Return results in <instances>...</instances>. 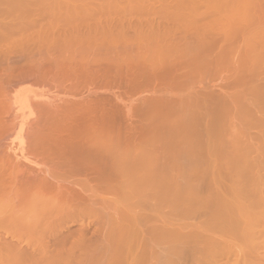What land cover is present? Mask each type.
<instances>
[{
    "label": "bare ground",
    "instance_id": "6f19581e",
    "mask_svg": "<svg viewBox=\"0 0 264 264\" xmlns=\"http://www.w3.org/2000/svg\"><path fill=\"white\" fill-rule=\"evenodd\" d=\"M122 1H124V0H121V2ZM127 1L128 0H125L126 3L124 4V2H123V4H121L122 7L119 6L123 12H124V10H126V11L129 9L132 10L133 7L138 8V6L140 5V4L137 6L135 5L131 8L132 5L129 3L130 1H128V2ZM149 1L151 2L152 0H149ZM159 1H161V0H159ZM162 1H164V0H162ZM173 1L174 0H172V1L170 0V3ZM176 1L178 4V0H176ZM183 1L184 0H181V2L179 1L180 2L179 5L182 6ZM188 1H184V2L188 3V6H186L187 4L185 6L189 8L190 7L189 4H191V8L186 9V8H184V5L182 6V8L185 9L184 11L189 10L191 13L193 6H194V8H196L195 7L196 5H192V3H191L194 0L191 2L190 1L188 2ZM195 1H197V0H195ZM213 1H215V3ZM213 1L210 0V2H211L210 6H212L213 8L215 6L218 7V5H220L218 8H222V7L226 6L225 10H226V8H228V11H226L228 13H230L231 7L234 6V7H232L234 9V11L232 9L231 13L232 12L235 13V20H237L236 17L239 16L240 20H238L237 25L241 20L244 19V21H245V18H246V16H245V18L242 19L241 15L238 13V11L242 12V16H243V14H244L243 12L246 11L245 10L246 7L251 5V6H249L251 8L253 5H256V3H257L256 2L255 4L252 5V2L254 3L255 1H252V0H250V1L249 0H247V1H245V0L244 1L243 0H236V1L235 0H229L228 4L231 5V3H232V5L230 7H228L229 6L227 4L228 0H226L225 3H223L225 0H223V1L221 0L223 4L220 3V0H219L220 4L218 3L217 0H213ZM230 1H232V2H230ZM238 1L241 4L238 3ZM241 1H243L244 3L242 4ZM257 1H260V0H257ZM54 2L59 3L58 4L59 6ZM98 2H100L99 4L102 3L108 12V10H109L108 8H110V5L111 4H112V6L115 5L117 0H0V40H2V38H3L4 42L5 41L7 42L8 40L11 41L10 38H12L14 35H15L14 38L16 37V35H18V37H19V31H20V33L21 32L24 33L25 27H28V26H29V29H31V31L33 30V32H35L33 34H36V37H37V31H38L39 34L41 33V36L45 35V37L48 39L47 35L48 36L53 35V33L50 34V32L51 31L54 32V30H56L55 28H57V30H58L59 29L58 26H60V25H61V28L62 27L65 28V26L69 25L68 26L69 29L67 28V30H66V28H65V30H64L66 32L68 31L67 34L70 32L69 39L68 40L64 39V41L61 39L60 40L57 39V42L59 41L61 43L60 45L57 43V46H61L63 44L64 45L67 44L69 46L65 49H70L69 52H72L70 55L67 53L69 57L66 55L68 57V59L70 60V62L71 61L73 62L74 58L76 60L77 57H79L78 61L79 62L81 61L80 62L81 66L79 69H81V70L78 71L77 70L78 68L76 70L75 69H73V70L77 73L78 79L79 78H80V80L82 79L81 81H83V83H84V81H86L84 84L88 83L87 85L91 86L88 89L87 95H89L91 93V95L93 97L94 94L98 93V92L96 93V91H101V87H103V86H105V88L103 87L102 90L105 89L104 90L105 93H107L108 91H109V94L112 93L113 94V95L111 94L112 97L114 95H118V94H116V92L119 93V96H117L116 99L114 98L115 96L113 97V99H111L112 97L110 98V95H108L109 97H105L106 95L103 94L104 92L101 91V93L105 96H103V95L101 96V93L99 92L101 98L97 95L96 96L99 97L100 99H98L97 97H93L94 99L97 98L98 100H93L90 95H89V97L92 100H88L87 99L88 96L86 97V95H85L87 102L85 100H83V98H82V100L85 102L83 103V101L81 100V101H79V102H81V104H76L77 101L74 100L75 102H72V100H73L72 99L71 103L72 104L74 103L76 105L70 104V105H72V106H70L69 105L70 102L68 100L69 103L66 104L68 106L63 107L62 106L63 104L60 105L61 110L57 109L58 111L54 110V112H51V110H50V113L47 112L48 115H47V113L43 112L48 116L47 117L45 115V117H47V118H45L46 120L43 119L45 121V123L43 122L44 124H42V125L39 124L41 126L39 128L37 127L38 128L37 130L33 129L34 131L36 130L34 133H32L30 130H27L26 131L27 133H28V131H30L32 133V135L28 134V136H32V138H30L29 141L24 142V143L29 142V148H31L32 151H34L36 156H40L42 158L40 160V163H38V162L36 163V162H34V160L33 161L29 160L28 157L26 156L27 154L24 155L26 152L23 153L24 152L23 150L26 148H23L22 147L23 145H21L22 144L21 140H23V139L20 136L21 131H22V129H20V128L22 127V125H24L23 123H25V122L22 123V121H24L25 119L19 123L20 127L16 126L17 128H19L21 130V131L18 130L20 132V134L19 133L18 134L21 138V140L19 141V144H15V146H13V145L8 146V149L6 148L7 151H5L6 153L4 152V149H0V150H3V152H4V153L0 152V264H52L54 261H55L54 263L58 264L56 261H58L57 258H59V256L61 254H62L61 256L65 255V254H72V256H73L74 249L77 248V246L81 247V244L78 245V242L79 241L81 242L82 241L81 239L86 241V239H84V237L88 238V236H87L88 232L86 234L85 230L86 231L90 230V229H87V227H88V224L93 221L92 220L93 217L95 219L96 218H98V219L99 218H101V219L105 218L104 219L105 221L103 219H102L103 221L102 220L98 221V219H96L97 221L95 220V222H97V225L92 222L93 223L92 225H95L94 227L96 229H97V227H100V228H98V230H100L99 235L101 238L99 237L100 238L99 242H97L99 239L98 237H97V239H95L97 241L92 240L93 242H95L97 244V249L95 247L89 246L87 244L89 246V247L87 246L88 250H89V248L90 249L93 248V251L95 252V254L91 253L93 251L90 252L93 255H91L87 251V249L85 247L86 245L84 246L85 249H83V247H82L81 251L84 250V253H85V251H87L86 254H90L91 256L84 254L83 257L80 256V258H83L82 260L78 259L79 262L83 261V260L85 261L86 256H89V258H87V259L91 260V262L93 261V264H95V263L97 264V262H98V264H140V263L143 264V262H147V261H145V259H143V258L141 259V257H143L144 255L147 256L148 259L149 258L151 259L153 257L155 258V256L158 255V254H156L158 252L157 251L155 252L154 248L150 247V245L154 244L153 242L156 241L157 236L159 234L160 235L162 234L161 237L163 238V236L166 237V235H168V234H169L168 236H170V233L165 232V231L161 232V229L163 228V226L161 225L162 228L160 227L159 229H157V226L155 225V223H153L154 220L153 221L149 220V221H152V223L154 224V226L156 227L157 230L154 227H152L151 226L152 224L150 223L151 225L148 226L150 228L148 230L150 234L149 233L147 234V231H146L144 233V236H145V234H147V235H146V237H144L142 234L144 231H141V227H143L144 225L141 224L140 221H142V219H143L144 221H142V223L144 222V224H145V218H142V217H144L146 215V213H139V212H138V214L135 213V212H137L136 207H138V208L144 207V209H146V210H144L142 208L143 211H149L150 212V210H152V212H156V214H158L157 212H159V210L161 208L169 207L171 212L176 215V217L174 215V218L178 219L180 217L179 218L180 220L182 219L181 217H183V216H188V215L193 216L196 214V217L198 219L199 216L203 215V217L206 220L203 219L202 222L205 221V222H203V224L205 223L204 226H207V227L202 228L199 231H196V232H199V234H201L200 231H202L203 232L202 234H204V231L206 228H209V229L214 228V230L216 231V229H217L218 232L221 230V232H219V233H221V236L224 234L228 237H232L233 235L234 236L237 235L235 238H237V237L240 238V236H239V235H241L240 232L242 233V231H243V233H245V230L247 231V229L250 228V229H248L249 231H247V233L250 232L249 234L245 233L246 236H244L242 233L243 236L242 235L241 236L244 237L246 240H248L250 238V240H248V241L250 243L253 242L261 233L259 231L258 235H257L256 234L257 231L255 230V227L251 228V226H254V225L259 226V224H260L263 226L262 228L264 229V194H263L264 191L262 190L264 187V186H262L263 185L262 183L264 182V180H261L262 177H264L263 176L264 171L262 172V177H261V174H259V170H258L261 167H264V161H263L264 160V137L259 135L260 137L258 136L256 138V140H259L260 145L257 144L256 142H255L256 143L255 144V143L250 142V141L244 142L246 140L241 141V139H239V138H241L244 134H239V133L233 134L234 128L232 126L233 125L232 122H235V120L238 119L237 120L238 122L242 121L241 123L244 122L250 127H253V126L257 127L260 129L261 133H264V116H263V118H260V116H261L260 115L259 116L260 119L259 118L255 119L256 116L255 117L252 116L253 110L255 108H258L259 111H260V109H263L261 111L264 112V76H263L264 70L260 71V68L259 69L257 68L258 62L260 63V66L263 65V64H261L262 60L264 63V50H263L264 49V44H263L264 41H262L261 39H258V41L256 42V39L254 40V39H252V37H251V39L247 37L248 42H247V40H246V42L248 44L250 41L251 42L254 41L253 42L254 44L252 43V45H255L254 46L255 48L252 46H251V48H254L255 50L253 49V51L251 52L252 55H251L250 60L248 59L249 55L246 58L243 56V62H244V60H247V59H248V62H247L248 64H251V63H249V61L250 62H253V61L257 62L258 61V62L255 65L252 64V65H254L253 68H251L252 65H249V68L246 67L247 65L242 66L241 64H243V63L240 64L242 67L240 65H237V66H239L237 68L234 66V68L236 69L235 70L236 73H235V71H234V73H235L236 78H238V79L235 81L237 86L235 85V87L234 86L233 87L236 90L238 89V91L235 90V92L232 94L227 93V97L222 95L223 97L221 98V97H219L221 95L218 96V94L209 90V88L207 87L209 85H207V86L199 85L200 82L203 81V80H200V78H201L200 77L199 79L196 78V80L198 79L200 81L199 84L197 85L198 88L195 90L193 88V90L191 89V91L187 92L188 86L190 84H191L190 87L194 85V84H192L193 83L192 81L194 79L193 80L188 79L189 78L188 75L191 76L192 75L191 73L194 74V72H195L193 69H191V71L193 70L194 72L193 71L191 72L189 70V67H190L189 64L194 63V64H197L198 66L201 65L202 67L206 66V65H209L211 67H215V65H217L220 61H222L224 59V57L226 58V54L232 55V54H230V53H232V51L229 50V47H228L229 52H228V50L226 51L228 53H226L224 49L222 50V47H221V49L219 47L222 45V43L229 42V39L227 38L228 35H226V37L223 39L221 38L220 39L221 41L219 40V43L221 42V45L217 44L218 43L217 41L220 37L219 35H218V39L212 38L213 39V41L211 40L212 45H206L205 44L206 42L204 43V41H205L204 38L206 37L205 35L208 34V32L205 33V31H207V27H208L209 23L211 24L210 29H212V24H213V22L216 21L215 20L216 18H217V22L221 23L223 21L222 18H224V15L226 13L224 11V9L222 8L221 12L218 11V14L216 13L217 17L214 20L212 18V21H213L212 23H211V19H210L209 20L210 22H207L208 23V24L206 23L207 25L205 24V26H207L206 28H205L204 24L201 27L204 17L203 16H197L198 13H196V11H197L196 9L192 11V13L194 12V14L188 13L187 15H185V14H182L184 11H181V7H179L177 9L179 10L181 15L177 14L178 11L176 10L177 11L176 14L174 13V11H171L169 13L172 14V12H173L174 15L172 14L170 16H165V14L167 15V13H166V11H164V13H165V14L163 13L164 17H160L159 16L160 12H159V15H157L158 18L160 17L159 20L160 21L165 20V21H167V23L169 22L170 23V25L168 24L169 27L171 26V24H173L174 28H172V26H171V30H170V28L167 27L168 25H166V23L164 22L166 28H168V29H165V27L163 26L164 30L162 28V31H163V33H162V31L160 29L156 30L154 28H151V24L148 23V28L146 29L147 30L146 33L147 32H149V33L147 34V37H146V33L144 30L145 28L143 29L144 31L142 30V32H141L140 28L142 26H140V24H138L139 27H138V25L135 26V28L137 29V34L134 31V33L132 34L133 35V39H132V37H130V35H131L133 30L132 31L129 30V27H130L129 24H126V25H128V27L126 28L125 32H127L129 30V31H131V33L129 34V36H127V34L124 33V29L126 27V25H124V24L126 22H123V20L122 21L119 20L117 17H116L117 20H115V21L113 20L114 19L113 17H109L110 20H108V18H107V21H108V22L106 21L107 23L102 22L106 25H104V24H103V26L99 25V23L101 24V21H100L99 16L96 17V15L98 13L95 14V13L91 12V10L93 9V5H96ZM132 2H135L137 4L139 2L141 3L140 0H139V2H138V0H134ZM143 2H144V0H143ZM156 2H157V0H156ZM198 2H200V0ZM204 2L206 5L205 7L207 8L210 2H209V0H205ZM235 2L238 4H234ZM246 2H247V4H246ZM128 3L130 4V6L127 5ZM174 3H175V1H174ZM174 3L169 4L170 6H168V8L170 7L171 9L172 8L176 9L175 7H177L178 5L176 3L175 4ZM196 3L197 2H195V4ZM248 3H250V4H248ZM99 4H98V6H99ZM102 4L100 6H102ZM216 4H218V5H216ZM239 4L241 6L244 5V7H245L244 11H243V7H241V9H238V8H240ZM245 4H246V6H245ZM259 4H257V6ZM54 5L55 6L57 5V8H54ZM123 5H124V7H123ZM133 5H134V3H133ZM172 5H173V7H171ZM235 5L238 6L236 9H235ZM90 6H91V10L89 9ZM100 6L99 7L95 6L94 12H95V8L96 9L98 8V12H101L102 10L99 9ZM112 6H111V8H112ZM115 6L116 7H114V11L115 10L118 11V8H117L118 3ZM126 6L129 8L124 9ZM210 6L208 7V11H209V13L210 12L212 13V10L211 11L209 10ZM139 7L142 9L141 5ZM148 7L149 6H147V9H148ZM164 7L166 8L167 6H164ZM164 7H162V9ZM198 7L200 8V6H198ZM144 8L146 9V6H144ZM144 8L142 10H144ZM152 8L153 7L150 8V10H152L151 13H153V11L155 10L154 8L153 9ZM253 8H255V7L251 8L253 11L248 10V11H250V13L247 12L248 13L247 18L252 17V15L254 16L253 13L255 12V10H257V14L255 12L256 15H258V13H259V15L261 14L259 7H258L259 11L257 8H255V10ZM55 9H56V11H55ZM102 9H103V14H104L106 10H104V8H102ZM120 9H119V11H120ZM261 9H262V7H261ZM142 10H140V11H142ZM163 10H165V9H163ZM215 10H216V8H215ZM132 11L134 12V10H132ZM236 11L238 14L236 13ZM262 11H264V6H263ZM86 12H88L89 14H85ZM121 12H120V14H121ZM101 13H99L98 15H100ZM135 13H136V11H135ZM120 14H119V16H120ZM134 14L132 13L133 17H134ZM250 14H251V16H250ZM33 15H35L36 18H35V16L32 18L31 16H33ZM117 15H118V13H117ZM123 16H125V15L123 14ZM219 16H221V22H219L220 21ZM231 16H233V14ZM43 17L46 19H43ZM101 17H102V15H101ZM128 17H129V15H128ZM104 18H103V20H104ZM149 18H150V16H149ZM151 18H152V16H151ZM35 19H36V21H34ZM38 19L43 21V22L45 21V22H44V25L42 22V25L37 30V27H39L37 25L39 23V21L37 22ZM136 19H133L134 23H135ZM97 20H99L98 23H97ZM224 20H226V18ZM227 20L228 21H226V22L224 21V22H225V24L227 23V28H229L228 25H229L230 19L227 18ZM249 20H251V19H249ZM127 21H129V20L127 19ZM157 21L155 20L154 22L156 23ZM257 21H258V19H257ZM242 22H241V24H242ZM28 23H30L32 25H30ZM47 23H48V25H47ZM96 23L99 25V27L97 25L94 26ZM129 23H130V21H129ZM155 23H153V21H152V24H155ZM199 23H201V25L197 26V24H199ZM248 23H249V21H248ZM54 24L58 25V26H56L54 29H53V26H51L53 29L52 30L50 25H54ZM107 24H108V26L110 24V27H108ZM141 24L144 25L143 21L141 22ZM156 24L155 25L157 27L160 26V24H161L160 27H162V22L160 24H159V22ZM223 24L224 23H222L221 26H223ZM233 24H234V22H233ZM83 25L85 26L84 29H86V31L85 30H81V32L78 31L80 29V27L83 29ZM91 25L94 26V28L91 29L90 28ZM149 25H150V27H149ZM190 25L195 26V27L193 26V29L195 30L194 32H193V29L191 28L192 26H190ZM250 25L252 26L251 28H253V25H255V23L253 21H251V23H249V25H248V28L250 27ZM30 26H31V28H30ZM88 26H89V29H91V30H89L90 33L87 31ZM152 26H154V25H152ZM221 26H219V27H221ZM241 26L239 27L238 31L241 30ZM35 27H36V30L34 29ZM42 27L44 28L45 32H43ZM144 27H146V25H144ZM160 27H158V28H160ZM256 27L254 28V32H255V30H256V32L254 33L252 31L253 34L258 35V36L261 34L260 36H264L263 35V33H264L263 28L259 26L258 30H257ZM49 28L51 30H48ZM181 28L183 29V31ZM188 28L191 29L192 34H194L193 36L188 31V30H190ZM227 28L225 26L226 31L228 30ZM260 28H261V30H260ZM28 30L26 32H28ZM57 30L55 32H57ZM249 30H251V29L249 28ZM47 31L49 32V34ZM82 31H84V36H86V38H87L86 32H88L89 36H90V34H92V36H94L96 34V38L93 37L95 41H92L90 43V41L93 39L90 37L91 40H88L89 39V37H88L86 40H84L85 38L82 39L83 40V42H82L79 39V37L82 38V36H80V35H82ZM187 31L189 32V34H187ZM233 31L236 32L235 30H233ZM242 31H244V29H242ZM46 32H47V34H46ZM58 32H59V30H58ZM77 32L81 33V34L79 33V37H78ZM92 32H95V33H92ZM110 32H113V33L115 32V33L113 35ZM138 32H139V34H138ZM143 32L145 33V35H144L145 38H148L150 35V37H152V40H153V41H151L150 39H148L152 43H150L148 47L146 45L147 48L146 47L143 48L142 44L141 45L139 44V42L143 38V34H144ZM98 34H101L102 37L103 36H110V34H111V36H110L111 38L109 39V37L108 38L107 37H105V38L99 37V39H97ZM134 34L136 35V38L134 37ZM237 34L238 33H235L236 38L238 37V36H236ZM28 35H29V33H28ZM28 35H25L27 37V40L25 37L24 41H25V44L27 43V45H30ZM156 35H157V38H156ZM232 35H233V33H232ZM240 35H241V32H240ZM138 36H140L141 38L139 39ZM188 36L190 38L191 37L193 38V39L191 38L193 41L190 39L192 41V42H190V44L186 43V42H184L183 44H179L177 42V41H179V39H177L179 37H181L180 40H182V41L183 40L188 41L189 40ZM212 36H213V34H211V37ZM20 37H21V34H20ZM38 37L40 39V35ZM112 37H113V39H112ZM129 37H130V41H129ZM154 37H155V40H154ZM158 37L160 38V40ZM162 37L164 40L162 39ZM213 37L215 38V36H213ZM254 37L256 38V36H254ZM14 38H12V41L14 40ZM23 38H24V36H22L21 44L23 43V46H24L25 44H24ZM30 38H32V37H30ZM145 38H143V40H144V43L147 44V41L145 40ZM233 38L234 37L232 36L230 41L234 42V44H235V40ZM52 39H51V41L49 39L47 41L52 42ZM135 39H136V41L138 40L137 41L138 44L133 43L135 45V48L137 47L136 50L139 49L138 51H140L142 53L141 50L144 49V52H143V55H144L145 54V48H146L147 52L149 50V56L146 57V59H147V63H146L145 59L143 60V56L141 55L142 59L140 62H145L146 64L143 65L141 63L140 66H138V67H137V64H135L136 70H134V69L131 70L134 62H132V64H131V62L128 60L131 59V57L134 55V53L132 52L133 44L131 46L130 42L131 41L133 42ZM232 39H233V41H232ZM249 39H250V41H249ZM17 40H19V39L16 38L15 42L13 41L14 44L11 42V44L14 45V47L17 44V42H16ZM207 40H210V39L208 38ZM214 40H216L215 42H217V43H215V44H217V46H218L215 49H213ZM259 40H260V43H259ZM30 41H34V40L30 39ZM77 41L79 42V44H77L78 46H76V44H75V43H77ZM121 41H122V43H121ZM40 42H43V41L41 40ZM40 42H39V44H40ZM45 42H46V39L44 40V43ZM54 42H55V39H54ZM1 43L3 44V42H1ZM1 43H0V45H2ZM128 43L130 46V50L133 54L131 57H129V55L126 54V50H125L128 47ZM141 43H143V41ZM201 43H203L204 46L201 45ZM208 43H210V42L208 41ZM247 43H246V45H247ZM255 43L256 44L258 43V45H257L258 48H256ZM33 44L35 45V42ZM73 44H75L76 47L72 46ZM80 44H83V47H80ZM186 44H189V45H186ZM41 45H42V43H41ZM259 45H261L260 48H259ZM26 46H25V50L28 49L30 51V50L35 49L37 47V44L33 49L31 47H30V49L26 48ZM54 46H56V44ZM140 46L142 47L141 50H140V48H141ZM248 46L250 49V44ZM5 47H6V45H5ZM10 48H9V50H10ZM233 48H234V46H233ZM260 49H262V51H261L262 54H260V56L262 55L261 59H260L259 53L257 52V51H260ZM0 51H1V49H0ZM138 51H134L135 56L132 58L134 60L136 57L135 63L137 62V59H138V57L136 55V53ZM248 51L249 50L246 48L245 52L247 53ZM250 51H251V49H250ZM254 51L256 52V54L258 53V56L253 53ZM52 53H53V51L52 52L48 51V54H50V57L52 56ZM73 53H76L78 55L72 56ZM5 54L6 53H4L3 55H5ZM7 54H8V52H7ZM128 54H129V52H128ZM1 55H2V51H1ZM45 55H47V54H45ZM158 55H159V57H158ZM239 55L237 56V54H236L237 57H239ZM90 57H92V58H90ZM144 57H145V55H144ZM155 57L156 58L158 57L159 60H154V59H156ZM57 58L60 60L59 57H57ZM87 58H88V60H87ZM95 58H97L99 61ZM152 58L154 61L152 60ZM139 59H140V57H139ZM240 59H242V58H240ZM83 60L84 61L87 60V65L83 64L84 63ZM56 61H54V62H56ZM78 61L76 60V62H78ZM229 61H231V58ZM236 61H237V59H236ZM3 62H5V60ZM28 62H29V60H28ZM28 62H27V64H29ZM140 62L138 61V64ZM235 62H234V64H235ZM58 63L60 64V62H56V64H58ZM90 64L93 65V67L91 66L92 70H91ZM124 64H126V65L124 66ZM30 65H33V64H30ZM30 65L25 66V67L29 68ZM37 65L40 66L39 64H37ZM77 65L79 67V64H77ZM219 65H220V63H219ZM34 66H35V64H34ZM33 67L32 68L30 67L31 71L34 70ZM73 67L76 68L75 62H74ZM89 67H90V69H89ZM133 67H134V65H133ZM258 67H259V65H258ZM93 68H95V70ZM185 68H187V70ZM190 68H192V67H190ZM197 68H199L198 71L203 70V69L201 70L200 67H196V69ZM216 68H218V67H216ZM23 70H24V68H23ZM204 70H205V68H204ZM25 71H27V69ZM29 71H27V72H29ZM36 71H38V70H36ZM13 72H14V70L11 71L9 74L12 75ZM21 73H22V70H21ZM231 73H232L231 77L233 78L234 77L233 72H231ZM22 74H24V72ZM40 74H41V72H40ZM199 74H201V73H199ZM144 76H145V78H144ZM186 76L188 78L185 81L184 79L186 78ZM260 76H263V77H260ZM7 77H8L7 81H6L5 77L2 79V81H0V86L3 87L6 84V86H4V87H7V85H10V84H7V83H10V81L8 80L9 76H7ZM11 77H13V75L10 76V79H11ZM27 77H26V79H27ZM140 77H143V79H146V78L149 79V77H150L151 80H156V81L160 82V83H158L159 85L154 86V85H150L151 81H149V83H150L149 85L151 88L149 86L148 87L150 88V90L152 89V87H156L155 88L156 90L154 89V92H156V96L159 94V92H157V91H160V90H157V88H160L161 84H162L161 88L163 87L162 89L160 88L161 90H163L164 88L170 89L173 87V85L176 82L179 84V81L183 80L182 82L187 83V80H188L187 87L185 86L186 85L185 83H183V85L185 87L181 86V87H183L182 90H180L181 87H179L181 84L178 85L176 83V86L178 85L177 88L179 87V89H177V88H174V89L177 90L178 94L175 91L176 94L173 95L172 91H174V89L172 88V91H171L172 96L171 97L167 98L169 96V94H168V96L166 95L167 97L165 95H159V96H161V99L152 98V102L154 104L152 106L153 108L149 109V111H150L149 113L159 111V109H160V111L162 109L165 112L163 115L160 116L162 118V119L160 118V120L161 121L163 120L162 122L160 121V123H159V125L161 127L159 126L160 128H157L156 130L153 129L154 130L153 132H152V127L154 128L155 126L152 123H150L151 118H149L150 119L149 121L147 120L149 123L145 122L146 120L144 121L146 124L144 122H142L143 119H145L146 116L149 115L148 112H146L147 108L145 109V112L143 111L144 109H142V107L139 108V106H143V104H145V103L138 105V104L142 103V102H139L137 104L138 105L137 107H135L136 105H134L133 108L137 109V111H135V112H140V110L142 109L140 112L141 114L140 113H136V114H140V116L139 115L138 116L140 118H142V120H140V122L143 123V126L148 125V124L153 125V126L148 125L149 128L151 127L150 129H148L147 126H145L146 128L143 127L142 123H140L141 125L136 124L137 128L140 129V126H142L143 129L145 128L147 130H151V132H152V134L147 132V135L150 134V136H148L146 138V140H144L145 138L143 136V139L141 138V142H140V139L136 140L135 136H132L133 139L135 137L134 140L129 139V137L132 138L131 136H129V135H132L131 134L132 132L134 135H135V133H136V135L138 133V132H136L137 129L135 127H131V125L135 126V123H133L134 121L133 122L128 121V122L133 123V124L129 123V125H130L129 130L131 128H133V130H136L135 132L130 130L131 131V133H130V131L128 130V127L123 125L125 123H122L121 125H119V123H120L119 121H121V119L119 121H117L119 119V118L117 119L118 115L121 116V118L123 117V119H124V117H126L125 115H129L130 113L128 114V111L124 112L122 110L124 108H122L121 105H120V107L117 106L115 103L116 101L119 100V99L117 100V98L121 97L120 95L124 96V94L121 93L122 92L121 90H125V88L128 89V86L131 83L135 84L134 81L139 80ZM192 77L193 76H191V78ZM197 77H199L198 72H197ZM40 79H41V76H40L39 80ZM24 80H25V78H24ZM147 81L148 80H146V82ZM189 81H191L192 83H190ZM3 82L5 83L4 85H3ZM144 82L145 81H143V83ZM152 82L154 83L155 81H152ZM155 83L157 84V82H155ZM194 83H196V81ZM134 84H132V85H134ZM147 84H148V82H147ZM17 85H19V84H17ZM21 85H22V83H21ZM101 85H103V86H101ZM132 85H130L129 89L131 87H134ZM135 86H137V85H135ZM199 86H201V87H199ZM2 87H0V88H2ZM4 87L2 88V90H6V89H4ZM15 87H16V85H15ZM138 87H141V86L139 85ZM8 88L9 87H7V89ZM20 88L22 89V87H20ZM146 88H147V86L142 88V89L145 90ZM134 89L135 88H133V90ZM24 90H26V89H24V88L22 90L17 89L16 92L14 91L15 93L13 94L12 99H10V100H12L11 102L13 103V105L16 104L18 107L20 106L19 107L20 109H21V106H22V108L24 107L23 109H26L25 107L28 106V100L31 97V94H30V97L28 96L29 98L25 99V97H27V96H25V94L27 95V92H24ZM114 90H115V92H114ZM116 90H118V91H116ZM170 90H167V91L169 92ZM184 90H185L186 94H184L185 93ZM164 92L166 93L165 90L163 91V93ZM31 93H32V91H31ZM58 93H60V92H58ZM81 93H82V91H81ZM211 93H213V95H217V97H219L221 99V102H220L221 104H218L220 99H218L217 97H213V98H217V101H216V99H215V101L217 102L218 107L220 108L222 105L224 107V110L221 111L222 115H220V114L218 115V113H217L218 116L217 115L215 116L216 118L218 117V120L216 119L217 120L216 123H214V121H215L214 116L212 114L210 116L211 111L208 110V107L210 109L209 105L211 104V102L208 104V99L213 96V95H211ZM43 94L44 93H42L41 96ZM134 94H136V93H134ZM67 95H70V94H67ZM39 96L40 95L35 96V97L37 98ZM82 97H83V95H82ZM122 97L120 99H123ZM3 98H5V97L3 96ZM67 98H68V96H67ZM75 98H77V97H75ZM213 98H212V100H213ZM7 99L5 98V100H7ZM32 100H35V99H32ZM36 100H39V99H36ZM26 101H27V105H24ZM143 101H145V100H143ZM150 101H151V99H150ZM152 102H150L151 105H152ZM1 103H3V102H1ZM114 103H115V105H114ZM119 103L120 102L118 101L117 104H119ZM122 103H120V104H122ZM134 104H135V102H134ZM122 105H124V104H122ZM145 105H147V104H145ZM29 106L31 107V104ZM64 106H65V104H64ZM114 106H115V108L116 107L117 108L114 109L113 108ZM213 106L215 108V105H213ZM61 107H63V108H61ZM118 108H119V110H118ZM120 108H122V109L120 110ZM133 108H132V110H133ZM32 109L33 108H31V110ZM258 109H257V111H258ZM119 111L121 113L123 112V113H127V114H123L124 116H122L121 113L120 114L118 113ZM16 112H18V111L16 110ZM27 112H28V114L26 113L27 115L26 116L24 115V117L31 116V114L29 115L28 108H27ZM115 112H116V114L118 113L117 117H116V114H114ZM212 112H213V109H212ZM18 113H20V112H18ZM158 113L159 112H156L157 116H158ZM142 114L143 115L145 114V116H142ZM156 114H154V115H156ZM110 115L114 116L113 118L116 117L115 118V119H117L116 123L119 122L118 123V125H119L118 129H116L118 127V125L116 126L114 119H111L110 124H109ZM131 115H134L133 112ZM22 116H23V114H22ZM222 116L224 117L223 120L225 122V126L221 122L222 125L220 123V125H221V127H220L218 121H220L219 119H221ZM43 117H44V115H43ZM127 119H129V118H127ZM127 119H124L123 121L126 122ZM233 119H235V120L232 121ZM43 120H41V121H43ZM113 120H114V123H112ZM152 120L154 123L155 122L157 123V121H154V119H152ZM198 120H199V122H202V123L197 124V123H199ZM1 121H0V123H1ZM80 121H82V122H80ZM16 122H19V121H16ZM21 123H22V125H21ZM161 123H162V125H161ZM78 124H81V125L77 126ZM111 124H112V126L115 125L114 128L112 127L113 129H111ZM246 124H245V126H246ZM16 125H18V124H16ZM82 125L84 128L82 127ZM241 125L244 126L243 124H241ZM8 126H9V124H8ZM245 126H244V128H246ZM6 127H7V125L3 124V122H2V126L0 124V137L4 135L7 128L9 129V127H7V128ZM77 127L80 129L79 131H78ZM122 127H124V129ZM156 127H158V124H156ZM197 127L200 128L202 133H201V131L199 133L198 129L194 130V128H197ZM250 127H248V129L247 128L246 129L249 130ZM81 128L83 130H81ZM231 128H233V130H231ZM238 128H239V126H238ZM244 128L242 127V129L240 128V130H244ZM114 129H116L117 131L116 130L113 131ZM246 129L244 131H246ZM126 130L129 131V134L127 133L128 131H126ZM147 130H144V132H145V133L143 132L144 134L140 133L141 131H143L142 129H141V131L138 130L139 135L137 136V139H138V137L141 136L140 134L146 135ZM193 130L195 133H197V134L199 133V136L196 135L198 137H193V135L191 136V132H193ZM250 130H252V129H250ZM246 132H248V131H246ZM15 133H17V132H15ZM240 135H242V136H240ZM247 135H250V133L248 132ZM15 136H16V134H15ZM244 136L242 137V140L246 137V136L245 137ZM127 137L129 140L127 139ZM247 137L250 138L251 135L247 136ZM13 139H16V137H14ZM27 139H28V137H27ZM128 141L129 142L134 141V142L131 145L129 144L130 145L129 146L127 144ZM16 142H14V143H16ZM10 143H12V142H10ZM30 144H31V146H30ZM3 147H4V145H3ZM27 150H29V149H27ZM30 153L31 152H29V154ZM33 156L34 155L32 154V157ZM261 157H263V159ZM28 163L30 165H28ZM31 164H33V166ZM40 165H47L49 168L46 167V169H44ZM34 166H36V167H34ZM38 166H40V167H38ZM262 169H264V168H262ZM223 179L225 180L226 183L223 182L224 181ZM260 180L263 182L261 183ZM202 183H204V185H205V183H206V185L208 184L207 186H209V188H207L206 185L204 187V185H202ZM204 188H205V190L207 188L208 191L207 190L205 191ZM112 193L116 195V196L113 195V197L114 196L117 197L116 198V204L123 206V209L125 208V210H122V208H121V211H120L119 210L120 206H119V208H117V206H114V204L111 203L112 201H110V200L112 198H109L110 200L107 198L108 194H112ZM97 195L99 196V198L96 197ZM94 197L96 199L98 198L100 201L97 202L98 199L95 200ZM115 197H114V199H115ZM110 203L112 204V206L117 208L118 213H116V214L119 215L118 216L119 218L116 219V217H115V219H113L114 221L111 222V224H110L111 220H109V225H107V223L104 224V225H106V226H103L104 229H105V227L108 229L103 231L101 229V228H103L101 225H103L104 222H108V221H106V219H109L110 217L108 218L107 216H109V214H111V213H113L112 214L113 217L115 215L114 214L115 211L113 212V208L111 207ZM97 204H98V206H100L99 208H101L102 210L101 209L98 210L96 207L94 208V206L95 205L97 206ZM110 207L112 208L111 209L112 211L109 212V214H108V210H110L109 209ZM149 212H148V214H149ZM160 212H162V211H160ZM167 212H168V209H167L166 213ZM200 213H202V214H200ZM141 214H142V217H139V216H141ZM143 214H145V215L143 216ZM148 214H147V216H145L146 218H148ZM164 214H163V217L161 214L162 218H164ZM206 214L208 215V218L205 217V216H207ZM152 215L153 214H151V216ZM158 215H160V214H158ZM85 217H87V218H85ZM154 217L152 216V218H154ZM83 218L85 220L86 219L88 220V218H89L90 222L86 223L87 220L85 221V220H83ZM156 218L157 217H155V219ZM171 218H173V215ZM171 218H169V219L171 220ZM177 219H173V220L175 221ZM160 220L162 221L164 219H159V222H160ZM180 220H178V221L181 222ZM100 221L102 222V224ZM146 221H147V219H146ZM149 221H148V223H149ZM98 222H100L99 223V224H101L100 226L98 225ZM165 222L167 223V220ZM170 222L173 223L172 221H170ZM170 222H168V223H170ZM200 222H201V220H200ZM67 223H69L70 225H71V223H77L79 225V227L76 228L75 230H72L71 229L72 227L69 228V226H68L69 224L67 225ZM84 223H86V229H85ZM139 224H141L140 230H139ZM203 224H200V225L202 226ZM191 226H192V224L190 225V227ZM201 226H199V224H198V228ZM246 226L248 228H246ZM89 227H91V226H89ZM144 227H143V229H144ZM167 228H169V227H167ZM177 228H179V227L176 226V229ZM193 228H195V227H193ZM237 228L238 229L241 228L242 230L240 229V231H239V230H237ZM244 228H246V229H244ZM169 229H171V228H169ZM172 229H173V227H172ZM209 229H207V230L210 232ZM98 230H94V231L97 232ZM162 230H164V229H162ZM192 230L193 229H191L189 231L191 232ZM212 230L213 229H211V231ZM2 231H4V234H7V236L9 235L11 238H14L17 241L16 242L17 244L16 243L3 242L2 239L4 238V236L1 233ZM208 231H206L205 233H207ZM186 232H187V230H186ZM93 233L96 234L95 236L93 235L94 237H92L94 239V238H96V236L98 234L95 232H93ZM171 233H172V231H171ZM182 233H183V231L179 232V235L182 236ZM215 233L211 232V234H215ZM263 233H264V230H263ZM263 233H262V237L264 238ZM92 234H90V235H92ZM176 234H178V233L175 232L174 236ZM211 234L209 233L206 235L208 236ZM184 235L185 234H183V236ZM247 235H248V237L249 236L250 237L248 238ZM174 236H172V237H174ZM181 236L179 238H181ZM186 236H184V237H186ZM172 237L171 238L169 237V239L167 241H170L172 239ZM191 237H189V238H191ZM209 237H212V236H209ZM214 237L211 238V240L217 239ZM252 237H254V238H252ZM92 238H90V239H92ZM142 238H143V240H144V238H147L148 240L146 239V241H142ZM150 238L153 241V242L150 241L152 243L148 242L150 240ZM179 238H178V240H179ZM165 239L166 238L162 239V241L161 240H159V241L162 243H165V242H167ZM186 239H188V236L184 240H186ZM192 239L194 241L193 237H192ZM192 239H188V240L192 241ZM198 239H201V238H198ZM68 240H70V242L71 241L74 242V244L73 245L70 244ZM188 240H186V242H188ZM218 240L220 241V239H218ZM240 240H242V238L238 239L237 242L239 241V243H241ZM66 241H67V244L72 245L71 247L69 246L70 248L67 246L68 250L70 249L69 251L67 250L68 253H66V251H65ZM103 241H105V242H103ZM181 241H182V239H180V243L183 242V241L182 242ZM193 241H192V243H193ZM203 241H201V243H200L201 245H199V246L201 247L203 245V243H204L203 247L205 245L206 246H205V248L201 247V250L198 251V253L201 257L198 255L200 258H197L198 256L196 254H198V253L196 252L195 255L193 254V256H195V257L197 256V257L194 258V260H193V258H192L193 256H192L191 257L192 261L195 262V260H196V264H211V263L216 264V261L219 259L221 260V258H218V257L216 258L217 251L215 249H212L211 247H213V246H209L210 244L207 245L209 243L208 241L205 240V242H207V244H205V242H203ZM213 241L215 242L217 240H213ZM261 241H264V240H261ZM23 242L25 244H27L25 246V248L22 247L23 245L21 246V243H23ZM84 242L82 241L83 245L85 244ZM86 242H88V240ZM160 242H158V240L156 241V243H158V244H160ZM170 242H175V241H170ZM176 242H175V244H176ZM186 242L184 241L183 243H186ZM30 243H32L34 245H32V244L29 245ZM95 243H94V246H96ZM169 243L167 242L168 245H170ZM192 243H191V245H194V243L193 244ZM196 243H199V242H196ZM217 243H213L212 245L219 246L220 248H223L221 246H224V248H225L226 247L225 243H227V242L221 241V243H220L221 246L217 245ZM222 243H224V245ZM261 243H263V242H261ZM148 244H150V245H148ZM175 244L173 243V245L171 244L170 246L167 245L168 246L167 249H166V245H165L164 251H166V254L164 255L165 258L163 257L165 259V261L163 259L164 264H169L170 262H171L170 264H175V261L173 259H175L177 256L179 258L180 255H182L181 253H183V255L181 257H183V256L185 257L187 254L184 252H190V251L192 252V250L196 251V250L192 249V247H194V248L199 247V246H192L191 247V245L189 246L188 244H185L188 246L186 247L184 245V247H186V248L183 249L179 245H175ZM234 244H236V243H234ZM180 245H183V244H180ZM252 245H253V243H252ZM63 246H64V248L62 249ZM158 246L162 247L161 245H158ZM229 246H228V248H229ZM254 246H256L255 243H254ZM67 247H66V249H67ZM79 247H78V249H79ZM155 249L159 250L157 248H155ZM162 249H164V248L162 247ZM232 249H230V250H232ZM63 250L65 251V254L62 253V252H64ZM160 250H159V252H160ZM217 250H219V255L220 254L222 255L223 253H225V252L221 253V251L218 247H217ZM230 250H229V254L232 253V252H230ZM256 250H257V247H256ZM79 251H80V249H79ZM164 251H163V253H165ZM77 252H78V250H76V253ZM256 252H258V251H256ZM262 252H264V251H262ZM262 252H261V254H258L259 252L257 254L263 255ZM79 253L83 254V252H79ZM238 253H240V250L238 251ZM242 253L240 255L242 257H245L242 255ZM246 254H247V252H246ZM74 256H75V254H74ZM172 256H174V257L176 256V257L175 258L173 257V259L170 260V258ZM228 256H226V257H228ZM237 256H235V257H237ZM67 257L65 256L64 258L66 259ZM71 257H69L70 259H68V260L64 259V263L60 262V261L59 262L65 264V261L71 260ZM247 257H249V256H247ZM255 257H256V255L254 256V258ZM53 258H56V260ZM95 258H97V259L95 260ZM178 258H176V260ZM74 259H77V258L75 257ZM187 259H189V258L187 257ZM187 259H183V260L186 261ZM213 259H215V260H213ZM59 260H61V258ZM78 260H75V262L77 261L76 263H78ZM234 260H235V258H234ZM234 260L232 259V261H230V262H233ZM69 262H71V261H69ZM88 262L87 263H84V262L81 263L80 262V263L81 264H83V263L84 264H92V263H88ZM225 262L229 263L228 261H224L223 263H225ZM252 262L253 261H251L250 263H252ZM178 263H179V261H178ZM241 263H243V262H241ZM245 263H246V261H245ZM159 264H160V262H159ZM189 264H191V263H189ZM229 264H231V263H229ZM246 264H249V262ZM262 264H264V263H262Z\"/></svg>",
    "mask_w": 264,
    "mask_h": 264
},
{
    "label": "rangeland",
    "instance_id": "374dc122",
    "mask_svg": "<svg viewBox=\"0 0 264 264\" xmlns=\"http://www.w3.org/2000/svg\"><path fill=\"white\" fill-rule=\"evenodd\" d=\"M119 1V2H118ZM128 1H130L129 3L132 5L131 6V8L133 7V6H137V5H141V7H142V9L144 8V6H146V9L144 8V10H142L139 6H138V8L137 7H133L132 8V10H134V12L131 10V9H129V10H124V12L122 11V9H120V7L119 6H121L122 7V5L121 4H123V2H124V4L126 3L125 2V0L124 1H122L121 2V0H117V2L115 3V5L118 3V6H117V8H118V11H119V9H120V11L118 12V11H114V7H116L115 5H113L112 6V4L110 5V8H108L109 10H108V12H107V10L105 9V7L103 6V4H102V6H100L101 4H99L100 2H98L96 5H93V9L91 10V6L89 7V9L91 10V12H93V13H95V14H99V13H101L100 15H96V17H98L99 16V18H100V21H101V24L99 23V25L100 26H103V24L104 23H102V22H106L107 21V18H108V20H110L109 19V17H113L112 19L115 21V20H117L116 19V17L119 19V20H123V22H126L124 25H126V24H129V30H133L132 31V33H131V31H127V32H125V30H126V28L128 27V25H126V27H125V29H124V33L125 34H127V36H129V34L131 33V35L134 33V31H135V33L137 34V29L135 28V26H137L138 24H140V26H142L141 28H140V30H141V32H142V30L144 29L145 30V33H146V29L148 28V23L149 24H151V28H154V29H156V30H161L162 31V28H163V26L165 27V29H168V28H166V26H165V24H164V22L166 23V25H170V23L168 22L167 23V21H165V20H163V21H160L159 20V18L160 17H164L163 16V13H164V11H166V13H167V15L165 14V16H170V15H172L173 14V12H172V14L171 13H169V12H171V11H174V13L176 14V12H177V14H180V12H179V10L177 9V8H179V7H181V11H184L185 9L184 8H188V7H186V6H188V3H186V2H184V1H188V0H184L183 2H182V6L184 5V8H182V6L181 5H179V3L181 2V0H178V4H177V1L176 0H174L175 1V3L178 5H176L177 7H175L176 9H171L170 7L168 8V6H170L169 4H171V3H174V1L173 2H171L170 3V0L168 1H166V0H164V1H159V0H157V2H156V0L154 1V0H152L151 2L149 1H147V0H144V2H143V0H140L141 1V3L139 2V0H138V4L137 3H135V2H132V1H134V0H128ZM127 1V2H128ZM147 1V2H146ZM172 1V0H171ZM180 1V2H179ZM190 2L191 1H193V0H189ZM188 1V2H189ZM195 1V0H194ZM191 2L192 3V5H196L195 7L196 8H194V6H193V9L191 10V13H190V11L189 10H187V11H184L182 14H185V15H187L188 13L189 14H194V12L192 13V11L193 10H197L196 11V13H198V15L197 16H203L204 17V19H203V23H202V25H201V23H199V24H197V26L198 25H201V27L203 26V24H204V26H205V24L207 23V22H210L209 20L211 19V23L213 22L212 21V18H213V20L217 17V14H218V11L219 12H221V9L223 8L224 9V11L226 12V11H228V8H226V10H225V7H222V8H218L220 5H218V4H216V5H218V7L217 6H215L214 8L212 7V6H210V4H211V2H210V0H209V5H208V7L210 6V8H209V10L211 11L212 10V13L210 12L209 13V11H208V7L206 8L205 6V0H200V2H198L199 0H197V1H195V2H197L196 4H195V2ZM211 1H213V0H211ZM218 1V3H219V0H217ZM216 1V2H217ZM223 1V0H222ZM222 1L220 0V3H222ZM236 1V0H235ZM244 1V0H243ZM243 1H241L242 2V4L244 3ZM245 1H247V0H245ZM250 1V0H249ZM252 1H255L254 3L252 2V5L253 4H255L256 2V5H253L252 7H255V8H257L258 9V7H259V9H260V12H261V14L259 15V13H258V15H256L257 14V10H255V8H253L254 10H255V12H256V14H255V12L253 13L254 14V16L252 15V17H248L249 19H251V20H249L248 18H247V16H248V13L247 12H249L250 13V11H253L249 6H251V5H249L248 7H244V5L243 6H241L240 4V2L238 1V3H240L239 4V7L240 8H238V9H241V7H243V11H244V8H245V10L246 11H244L243 13V16H242V12H239L238 11V13L241 15V18L243 19V18H245V16H246V18H245V21H244V19L243 20H241L239 23H238V25H237V22H238V20H240L239 19V16L238 17H236V19L237 20H235V13H231V10L233 9L232 7H234V6H232L231 7V10H230V13H228V12H226L225 13V15H224V18H222V22H221V16H219L218 18H219V22H221V23H218L217 22V18L215 19L216 21L215 22H213V24H212V29H210V23H209V25H208V27L207 26H205V28L207 27V31H205V33L206 32H208V34L207 35H205L206 37L204 38L205 39V41H204V43L206 44V45H212V43H211V40L213 41V39H218V35L220 36L219 37V39H218V43L217 42H215L216 40H214V42H213V44H214V47H213V49H215V48H217L218 46H217V44H220L221 45V42L219 43V40L222 38H225L226 37V35H228V39H229V42H227V43H222V45L221 46H219L220 47V49H221V47H222V50L224 49L225 50V52L228 50V47H229V50L230 51H232V53H230V54H232V55H228V54H226V58L224 57V59L222 60V61H220L219 63H220V65H219V63L217 64V65H215V67H211V66H209V65H206V66H198L197 64H194V63H192V64H189V66L190 67H192V68H190L189 67V70L191 71V69H193L192 71L194 72V74L193 73H191L192 75L191 76H193L192 78H191V76L190 75H188V77L186 76V78L184 79L183 77V79L186 81V79L188 78V79H190V80H193L192 82L191 81H189L190 83H192V84H194L193 86H191L190 87V85L188 86V91L187 92H189V91H191V89L193 90V88H194V90L195 89H197L198 88V84H199V78H200V80H203L202 82H200V84L199 85H201V86H207V85H209V86H207L208 88H209V90L210 91H213V92H215L216 94H218V96L219 95H221V96H219V97H223L222 95H224V96H226L227 97V93H230V94H232V93H234L235 92V90L236 89H234V87H235V85L237 86V84H236V80L238 79V78H236V76H235V73H236V69L234 68V66L237 68V67H239V66H237V65H240L241 63H243V64H241L242 66H245V65H247L246 67L247 68H249V65H252V64H256L257 62H250L249 61V63H251V64H248L247 62H248V59L250 60V58H251V55H252V51H253V49L255 48L254 46L255 45H252V43L254 42V41H250V39H251V37H252V39H256V42L258 41V39H261L262 41H264V36H258V35H254L253 34V32H254V28L256 27L257 28V30H258V27L260 26V27H262L263 28V30H264V11H262V9H263V6H264V0H260V1H257V0H252ZM263 1V2H262ZM207 2V1H206ZM214 3H215V1H213ZM226 2V0L223 2V3H225ZM228 2H229V0L227 1V4H228ZM230 2H232V1H230ZM260 4H259V3ZM54 3H56V2H54ZM127 4V5H129L130 6V4ZM133 3H134V5H133ZM174 3V4H175ZM185 3V4H184ZM208 3V2H207ZM219 3V4H220ZM222 3V4H223ZM238 3H234V4H238ZM53 4V3H52ZM57 5L59 4V3H56ZM98 4H99V6H100V8L99 9H101L102 11L101 12H98V8L96 9L95 8V12H94V7L96 6V7H99L98 6ZM173 4V5H174ZM187 4V5H186ZM213 4V3H212ZM246 4H247V2H246ZM246 4H245V6H246ZM248 4H250V3H248ZM257 4H259L258 6H257ZM57 5L55 6L54 5V8H57ZM143 5V6H142ZM173 5L171 6V7H173ZM186 5V6H185ZM190 5V7L189 8H191V4H189ZM200 6V8L198 7V6ZM214 5V4H213ZM229 6L228 7H230L231 5H232V3H231V5L230 4H228ZM59 6V5H58ZM111 6H112V8H111ZM147 6H149L150 8L151 7H153L155 10L153 11V13H151V11L152 10H150V8L148 7V9H147ZM164 6H167L166 8L164 7ZM175 6V5H174ZM222 6V5H221ZM123 7H124V5H123ZM162 7H164L163 9H165V10H163L162 9ZM205 7V8H204ZM238 6H236L235 5V9L237 8ZM261 7H262V9H261ZM102 8H104V10H106L105 11V13L103 14V9ZM126 8H129V7H125L124 9H126ZM152 8V9H153ZM168 8V9H167ZM188 8V9H189ZM215 8H216V10H215ZM88 9V10H89ZM112 9V10H111ZM162 9V10H161ZM183 9V10H182ZM259 9H258V11H259ZM131 10V11H130ZM140 10H142V11H140ZM158 10V11H157ZM177 10V11H176ZM214 10V11H213ZM248 10H250V11H248ZM55 11H56V9H55ZM100 11V10H99ZM115 13H114V12ZM122 11V12H121ZM135 11H136V13H135ZM157 11V12H156ZM208 11V12H207ZM223 11V10H222ZM233 11H234V9H233ZM90 12V11H89ZM111 12V13H110ZM120 12H121V14H120ZM128 12V13H127ZM159 12H160V15H159ZM30 13V12H29ZM28 13V14H29ZM117 13H118V15H117ZM132 13L134 14V17H133V15H132ZM145 13V14H144ZM149 13V14H148ZM217 13V14H216ZM236 13H237V11H236ZM237 13V14H238ZM36 14V13H35ZM85 14H89L88 12H86ZM112 14V15H111ZM119 14H120V16H119ZM123 14L125 15V16H123ZM139 14V15H138ZM220 14V13H219ZM233 14V16H231ZM27 15V14H26ZM101 15H102V17H101ZM108 17H107V16ZM128 15H129V17H128ZM155 15V16H154ZM157 15H159L160 17L158 18L157 17ZM174 15V14H173ZM181 15V14H180ZM196 15V14H195ZM35 15H33V16H31L32 18L34 17ZM119 16V17H118ZM142 16V17H141ZM149 16H150V18H151V16H152V18L150 19L149 18ZM223 16V15H222ZM250 16H251V14H250ZM30 17V18H31ZM105 17V18H104ZM127 17V18H126ZM138 17V18H137ZM146 17V18H145ZM35 18H36V16H35ZM39 18V17H38ZM103 18H104V20H103ZM137 18V19H136ZM143 18V19H142ZM226 18V20H224ZM227 18L228 19H230V21H229V25H228V27L229 28H227V23L225 24V22L226 21H228L227 20ZM43 19H46V18H44L43 17ZM127 19L130 21V23H129V21H127ZM132 19V20H131ZM133 19H136V21H135V23H134V20ZM145 19V20H144ZM257 19H258V21L260 22H258L257 21ZM112 20V21H113ZM125 20V21H124ZM139 22H138V21ZM150 20V21H149ZM157 21L156 23H158L159 22V24L162 22V27H160L161 26V24H160V26H158V27H160V28H158L156 25V23L154 22V21ZM34 21H36V19L34 20ZM39 21V23L37 24L39 27H37V30L40 28V26L42 25V22L43 21H41V20H37V22ZM48 21V20H47ZM98 21L99 20H97V23H98ZM143 21V23H144V25H146V27H144V25L143 24H141V22ZM147 23H146V22ZM152 21H153V23H155V24H152ZM225 21V22H224ZM234 22V24H233V22ZM243 21V22H242ZM248 21H249V23H251V21H253L254 23H255V25H253V28H251L252 26L250 25V29L251 30H249V28H248V25H249V23H248ZM45 22V21H44ZM44 22H43V25H44ZM108 22V21H107ZM106 22V23H107ZM232 22V23H231ZM241 22H242V24H241ZM245 22V23H244ZM93 24L94 26H98L99 27V25L98 24ZM218 23V24H217ZM222 23H224L223 24V26H221V24ZM244 23V24H243ZM260 25H259V24ZM28 24H30V23H28ZM164 24V25H163ZM208 24V23H207ZM206 24V25H207ZM232 24V25H231ZM248 24V25H247ZM258 24V25H257ZM30 25H32V24H30ZM36 25V26H37ZM47 25H48V23H47ZM104 25H106V24H104ZM152 25H154V26H152ZM169 25L167 26V27H169ZM195 25V24H194ZM193 25V26H194ZM242 25V26H241ZM51 26H53V29L56 27V26H58V25H50V27ZM68 26L69 25H67V26H65V28H66V30H67V28H68ZM94 26H92L91 25V29L92 28H94ZM107 26H108V24H107ZM114 26V25H113ZM112 26V27H113ZM171 26H172V28H174V25L173 24H171ZM171 26L169 27L170 28V30H171ZM190 26H192V25H190ZM193 26L191 27L192 29H193ZM219 26H221V27H219ZM225 26H226V28L228 29L227 31H226V29H225ZM241 26V30L240 31H238V29H239V27ZM46 27V26H45ZM59 27V32H58V30H57V28H55L56 30H57V32H55L56 30H54V32L53 31H51L50 32V34L51 33H53V35H47V37H48V39L51 41V39H52V42H48L47 40V38L45 37V35L44 36H41V33L39 34L38 33V31H37V37H36V34H33V33H35V32H33V30L31 31V29H29V26L28 27H25V32L23 33V32H21L20 33V31H19V37H18V35H16V37L14 38V36L12 37V38H14V42H15V40H16V38L17 39H19V40H17L16 42H17V44L15 45V47H14V45H12L11 44V42L14 44V42L12 41V38H10V40L11 41H5L4 42V40H3V38H2V40H0V43L1 42H3V44L2 45H0V49H1V51H2V55H1V51H0V81H2V79L5 77V79H6V81H7V76H9V81H10V83H7V84H10V85H7V87H9L8 89H7V87H4V86H6V84L3 82V87H4V89H6V90H2V86H0V87H2V88H0L1 90H0V121H1V126H2V122H3V124H6L7 125V127H9V129L7 128V130H6V132L4 133V135L3 136H1L0 137V139L2 140H0V146L2 147H0V149H4V152L5 151H7L6 150V148L8 149V146H11V145H13V146H15V144H19V141L21 140V138H20V136L22 137V139L23 140H21L22 141V144L21 145H23L22 147L23 148H26V149H24L23 151V153H25L24 155H26L27 157H28V159L29 160H34V162H38V163H40V160L42 159L40 156H36L35 155V153H34V151H32V149L31 148H29V142H26V143H24L25 141H29V139L30 138H32V136H28V134H30V135H32V133H34L42 124H44L45 123V121L44 120H46L45 118H47L48 116V113H50V110H51V112H54V110H56V111H58L59 109H60V105L61 104H63L62 106L63 107H66V106H68V105H66V104H68L69 102V105L70 104H72L71 103V100H72V102H75V101H77L76 102V104H81V102H79V101H81L82 100V98H83V100H98V99H100L101 97H100V94H99V92L101 93V91L102 92H104L103 94H105V95H103L102 93H101V96L103 95V96H105V97H109L108 95H110V98L112 97V93H110L109 94V91L107 92V93H105V89L104 90H102V88L104 87L105 88V86H103V85H101V86H103V87H101V91H96V93L97 94H94L93 95V97H97V96H99V97H97V98H93L92 97V95H91V93L89 94L90 96H91V98L89 97V95H87L88 94V89L91 87L90 85H87L88 83H86V84H84L86 81H84V83H83V81H81L80 80V78L78 79V75H77V73L73 70V69H77L78 71L79 70H81V69H79L80 68V66H81V64H80V62L78 61V59H79V57H77V61L78 62H76V60H75V58H74V60H73V62L71 61L70 62V60L68 59V54L70 55L72 52H69V50L70 49H65V48H67V47H69L67 44L66 45H64L63 43V45H61V46H57V43L60 45L61 43L58 41L57 42V39L58 40H63L64 41V39L65 40H68L69 39V34H70V32L67 34V32L66 31H64L65 30V28H61V25L60 26H58ZM84 25H83V29L80 27V29L78 30V31H80L81 32V30H85L86 31V29H84ZM108 27H110V24H109V26ZM132 27V28H131ZM138 27H139V25H138ZM137 27V28H138ZM149 27H150V25H149ZM157 27V28H156ZM195 27V26H194ZM200 27V26H199ZM30 28H31V26H30ZM43 28V27H42ZM131 28V29H130ZM135 30H134V29ZM247 28V29H246ZM29 29V30H28ZM35 30H36V27L34 28ZM51 29H52V27H51ZM50 28L48 29V30H51ZM52 29V30H53ZM63 29V30H62ZM69 29V28H68ZM91 29H89V26H88V28H87V31L90 33V31L89 30H91ZM182 29V28H181ZM188 29H190V28H188ZM187 29V30H188ZM242 29H244V31H242ZM28 30V32H26ZM34 30V31H35ZM143 30V31H144ZM163 30H164V28H163ZM233 30H235L236 32H234ZM260 30H261V28H260ZM182 31H183V29H182ZM189 32H190V34L193 36L194 34H192V31H191V29L190 30H188ZM187 31V34H189V32ZM195 30L193 29V32H194ZM231 31V32H230ZM253 31V32H252ZM43 32H45L44 31V28H43ZM48 32V31H47ZM47 32H46V34H47ZM80 32H77V34H78V37H79V33ZM88 32H86L87 33V38L89 37V39L88 40H91V38L93 39V40H91L90 41V43L92 42V41H95L94 40V38H96V34L94 35V36H92V34H90V36L88 35ZM210 32V33H209ZM212 32V33H211ZM217 32V33H216ZM228 32V33H227ZM240 32H241V35H240ZM252 32V33H251ZM255 32H256V30H255ZM254 32V33H255ZM261 32V31H260ZM28 33H29V35H28ZM85 33V34H86ZM92 33H95V32H92ZM111 34H113L114 35V33L113 32H110ZM144 33V32H143ZM145 33L143 34V38H145ZM149 32H147L146 33V37H147V34H148ZM162 33H163V31H162ZM203 33V32H202ZM232 33H233V35H232ZM235 33H238L236 36H238L237 38L235 37ZM20 34H21V37H20ZM23 34V35H22ZM28 35V39H29V44L30 45H27V43L25 44V35ZM48 34H49V32H48ZM81 34V33H80ZM111 34H110V36H111ZM138 34H139V32H138ZM141 34V33H140ZM211 34H213V36H215V38L212 36L211 37ZM35 37H33V36ZM40 35V39L43 41V42H40L41 40L39 39V36ZM130 35V37H132V39H133V35L131 36ZM203 35V34H202ZM230 35V36H229ZM263 35H264V33H263ZM22 36H24V38H23V41H24V46H23V43L21 44V41H22ZM80 36H82V38H80L79 37V39L83 42V40L82 39H84V40H86L87 38H86V36H84V31H82V35H80ZM98 37H97V39H99V37L101 38L102 36H101V34H98L97 35ZM110 36H103L102 38H105V37H109V39L111 38ZM141 36V35H140ZM140 36H138V38L140 39L141 37ZM163 36V35H162ZM232 36L234 37L233 39L235 40V44H234V42H231L230 40H231V38H232ZM240 36V37H239ZM254 36H256V38L254 37ZM30 37H32V38H30ZM71 37V36H70ZM91 37V38H90ZM94 37V38H93ZM130 37H129V41H130ZM134 37L136 38V35L134 34ZM210 39V40H207L208 38ZM245 39H244V38ZM250 38L249 39V41L251 42H249V44H250V49H251V51H250V49H249V44L247 43L248 42V38ZM21 38V39H20ZM143 38H142V40L139 42V44L141 45L142 44V47L144 48V47H146V45H147V47L149 46V44L150 43H152L151 41H153L152 40V37H150V35H149V37L148 38H145V40L147 41V44H145L144 43V40H143ZM156 38H157V35H156ZM159 38V37H158ZM180 38L181 37H179V38H177V39H179V41H177L179 44H183L184 42H186V43H189L190 44V42H192L193 40V38L191 39L189 36H188V38H189V40L187 41H185V40H180ZM213 38V39H212ZM239 38V39H238ZM242 38V39H241ZM9 39V38H8ZM30 39H32V40H34V41H30ZM36 39V40H35ZM46 39V42L44 43V40ZM54 39H55V42H54ZM112 39H113V37H112ZM127 39V38H126ZM148 39H150L151 41H149ZM162 39H163V37H162ZM186 39V38H185ZM192 41H191V40ZM203 39V38H202ZM233 39H232V41H233ZM237 39V40H236ZM26 40H27V37H26ZM38 40V41H37ZM78 40V39H77ZM154 40H155V37H154ZM159 40H160V38H159ZM164 40V39H163ZM162 40V41H163ZM245 40V41H244ZM246 40H247V42H246ZM62 41V42H63ZM73 41V40H72ZM136 39L132 42H130V45L132 46V44L134 43V44H138V40L136 41ZM143 41V43H141ZM208 41L211 43H208ZM221 41V40H220ZM35 42V45L33 44ZM39 42H40V44H39ZM67 42V41H66ZM65 42V43H66ZM5 43V44H4ZM41 43H42V45H41ZM53 43V44H52ZM56 44V46H54L55 44ZM69 43V42H68ZM120 43V42H119ZM121 43H122V41H121ZM194 43V42H193ZM215 43H217V44H215ZM246 43H247V45H246ZM259 43H260V40H259ZM36 44H37V47L35 48V49H33L35 46H36ZM76 44V46H78L77 44H79V42L77 41V43H75ZM75 44H73L72 46H75ZM133 44V46H132V52L134 53V55L132 54V52H131V50H130V46H129V43H128V47H127V49H125L126 50V54L127 55H129V57H131L132 55V57H131V59L130 60H128V61H130L131 62V64H132V62H134L133 63V65H134V67H133V65H132V68H131V70H136V67H135V64H137V67L138 66H140V64L142 63L143 65H145L146 63H147V59H146V57L147 56H149V50H148V52L146 51V48H145V57H144V55H143V52H144V49H142V47L140 48V50L142 51V53L140 52V51H138L139 49H137L136 50V48H135V45ZM189 44H186V45H189ZM254 44V43H253ZM256 44V43H255ZM263 44H264V42H263ZM5 45H6V47H5ZM11 45V46H10ZM27 45V46H26ZM41 45V46H40ZM201 45H203L204 46V44L203 43H201ZM258 43L256 44V48H258ZM25 46H26V48H29L30 49V47L33 49V50H28V49H26L25 50ZM75 46V47H76ZM233 46H234V48H233ZM251 46L252 47H254V48H251ZM11 47V48H10ZM13 47V48H12ZM40 47V48H39ZM80 47H83V44H80ZM249 50L247 53L245 52L246 51V48ZM261 47V45H259V48ZM263 47V46H262ZM6 48V49H5ZM9 48H10V50H9ZM135 50H134V49ZM8 49V50H7ZM25 51H24V50ZM233 49V50H232ZM4 50V51H3ZM50 51V52H52L53 51V53H52V56L50 57V54H48V51ZM78 50V49H77ZM229 50H228V52H229ZM255 50V49H254ZM258 50V49H257ZM256 50V51H257ZM264 50V49H263ZM34 51V52H33ZM47 51V52H46ZM134 51H138L137 53H136V55H137V57H138V59H137V62L135 63V61H136V57H135V59L133 60L132 58L135 56V52ZM217 51V50H216ZM262 49H260V51H257L258 53H259V56H260V54H262ZM7 52H8V54H7ZM29 52V53H28ZM31 52V53H30ZM40 52V53H39ZM125 52V51H124ZM128 52H129V54H128ZM228 52H226V53H228ZM245 52V53H244ZM4 53H6L5 55H3ZM68 53V54H67ZM255 55H257L258 56V53L256 54V52L254 51L253 52ZM35 54V55H34ZM44 54V55H43ZM45 54H47V55H45ZM131 54V55H130ZM140 54V55H139ZM147 54V55H146ZM236 54H237V56L239 55V57H237L236 56ZM25 55V56H24ZM61 55V56H60ZM68 57H67V56ZM77 56L78 54H76V53H73L72 54V56ZM141 55L143 56V60L145 59V62H140L141 61ZM249 55V57H248V59L247 60H244V62H243V56L246 58L247 56ZM228 56V57H227ZM230 56V57H229ZM233 56V57H232ZM262 56V55H261ZM261 56H260V59H261ZM28 57V58H27ZM57 57H59L60 58V60L57 58ZM139 57H140V59H139ZM158 57H159V55H158ZM156 58V59H154V60H159V58ZM22 58V59H21ZM24 58V59H23ZM30 58V59H29ZM90 58H92V57H90ZM230 58H231V61H229L230 60ZM240 58H242V59H240ZM27 59V60H26ZM40 59V60H39ZM49 59V60H48ZM95 59H97V58H95ZM151 59V58H150ZM227 59V60H226ZM229 59V60H228ZM236 59H237V61H236ZM239 59V60H238ZM5 60V62H3ZM28 60H29V62H28ZM52 60V61H51ZM56 61V62H60V64L58 63V64H56V62H54V61ZM87 60H88V58H87ZM87 60H83V64H86L87 65ZM90 60V59H89ZM98 60V59H97ZM152 60H153V58H152ZM153 60V61H154ZM228 62H226V61ZM236 62H235V61ZM99 61V60H98ZM127 61V62H128ZM138 61L140 62L139 64H138ZM239 61V62H238ZM2 62V63H1ZM27 62L29 63V64H27ZM74 62H75V67L76 68H74L73 66H74ZM90 62V61H89ZM234 62H235V64H234ZM129 63V62H128ZM178 63V62H177ZM30 64H33V65H30ZM34 64H35V66H34ZM37 64H39L40 66H38ZM77 64H79V67H78V65ZM130 64V63H129ZM228 64V65H227ZM230 64V65H229ZM261 64H263V65H261L260 66V63L258 62V64H257V68L259 69L260 68V71H263L264 70V63H263V60H262V62H261ZM30 65V67L32 68L33 66V71H31V68L29 69L28 67H25V66H29ZM126 64H124V66H125ZM240 65V66H241ZM254 65H252V67L251 68H253V66ZM258 65H259V67H258ZM38 66V67H37ZM89 66V65H88ZM93 67V65L92 64H90V67ZM142 66V65H141ZM220 66V67H219ZM241 66V67H242ZM73 67V68H72ZM90 67H89V69H90ZM92 67H91V70H92ZM196 67H200V69L202 70H204V68H205V70L203 71H198V69L199 68H197L196 69ZM216 67H218V68H216ZM245 67V68H246ZM256 67V66H255ZM254 67V68H255ZM263 67V68H262ZM23 68H24V70H23ZM195 68V69H194ZM27 69V71H29V72H27V71H25ZM94 70H95V68H93ZM186 70H187V68H185ZM207 69V70H206ZM14 70V72L16 73H14L13 72V77H11V79H10V76H12V75H10L9 73L11 72V71H13ZM21 70H22V73L24 72V74H22L21 73ZM36 70H38V71H36ZM90 70V71H91ZM214 70V71H213ZM10 71V72H9ZM41 72V74H40V72ZM233 72V78L231 77V75H232V73L231 72ZM234 71H235V73H234ZM259 71V72H260ZM35 72V73H34ZM39 72V73H38ZM88 72V71H87ZM94 72V71H93ZM197 72H198V76L199 77H197ZM27 73V74H26ZM199 73H201V74H199ZM9 74V75H8ZM15 74V75H14ZM32 74V75H31ZM38 76H37V75ZM226 74V75H225ZM19 75V76H18ZM25 75V76H24ZM29 78H28V77ZM33 76V77H32ZM40 76H41V79L39 80V78H40ZM43 76V77H42ZM264 76V75H263ZM263 76H260V77H263ZM26 77H27V79H26ZM147 77V76H146ZM195 77V78H194ZM23 78V79H22ZM24 78H25V80H24ZM34 78V79H33ZM37 78V79H36ZM142 78V79H141ZM144 78H145V76H144ZM196 78H198L197 80H196ZM18 79V80H17ZM20 79V80H19ZM149 79H150V77H149ZM149 79H143V77H140V79L139 80H137V81H134L135 82V84L134 83H131L130 85H132V84H134V85H132V86H134V87H131L130 89H129V87H130V85L128 86V89H126L125 88V90H121L120 92L122 93V94H124V96L123 95H120L123 99H120L121 97H119V98H117V100L120 102V103H122L123 101V103L122 104H124V105H122V104H117V102L118 101H116L115 103H116V105L117 106H119L120 107V105H121V107L122 108H124V109H122V108H120V110L122 109L124 112L126 111H128V114L130 115H125L127 118H129V119H127L126 117H124V119H127V123L126 122H124L123 120V117L121 118V116H119L118 115V113L120 114L121 112L119 111L117 114H116V112L114 113V114H116V117H117V115H118V117H117V119H115V118H113L114 116H112V115H110V119H109V124H110V120L111 119H114L115 120V123H116V120L117 121H119L120 119H121V121H119L118 123H119V125H121L122 123H125V124H123V125H125L126 127H128V130H129V128H130V125H129V123L130 122H133V123H135V126L134 125H131V127H135L136 129H137V131L136 130H133V128H131L130 130H132V131H136V132H138L139 133V131L138 130H140L141 131V129L143 130V131H141L140 133H143L144 132V130H147V129H145L146 127L145 126H147L148 127V129H150L149 128V126L151 125V126H155L154 128L152 127V132L154 131V130H156L157 128H160L161 126L159 125V123H160V116L161 115H163L165 112H164V110H162L161 109V111H160V109H159V111H155V112H152V113H149L150 111H149V109H152L153 107V102H152V98H158V99H161V96H159V95H167L168 96V94H169V96L167 97V98H169V97H171L172 96V93H173V95L174 94H176L175 93V91L177 92V90H175L174 88H177V86L178 85H180L179 87H181V86H183V87H187V83H188V80H187V83H185V82H182V81H179V84L176 86V83L173 85V89H174V91H172V88H164L163 90H161L162 88H161V85H160V88H157V90H160V91H157V92H159V94L156 96V92H154V89L156 88V87H152V89L150 90V85H159L158 83H160V82H158V81H156V80H149ZM17 80V81H16ZM32 80V81H31ZM34 80V81H33ZM145 81L144 83H143V81ZM146 80H148L147 82H148V84H147V82H146ZM139 81V82H138ZM142 83H141V82ZM149 81H151L150 83H149ZM152 81H155V82H157V84L155 83H153ZM196 81V83H194ZM205 81V82H204ZM12 82V83H11ZM21 83H22V85H21ZM29 83V84H28ZM84 85H83V84ZM140 83V84H139ZM153 83V84H152ZM183 83H185L186 85L184 86L183 85ZM203 85H202V84ZM17 84H19V85H17ZM27 84V85H26ZM142 87V88H144V87H146L147 86V88L144 90V89H142L141 87H138L139 85ZM150 84V85H149ZM196 84V85H195ZM15 85H16V87H15ZM135 85H137V86H135ZM145 85V86H144ZM150 88H149V87ZM201 86H199V87H201ZM234 86V87H233ZM14 87V88H13ZM20 87H22V89L24 88V89H26V90H24V92H27V95L25 94V96H27V97H25V99H28L29 97H30V94H31V97L29 98V100H28V106L31 104V107L29 106H26L25 108L26 109H23L22 108V106H21V109L15 104V105H13V103L11 102L12 100H10V99H12V96H13V94L16 92V90L18 89H20V90H22ZM127 87V86H126ZM159 87V86H158ZM179 87L177 88V89H179ZM183 87H181L180 88V90H182L183 89ZM133 88H135L134 90H133ZM15 89V90H14ZM38 89V90H37ZM212 89V90H211ZM12 90V91H11ZM100 90V89H99ZM141 90V91H140ZM143 90V91H142ZM153 90V91H152ZM156 90V89H155ZM166 91V93L164 92L163 93V91ZM167 90H170L169 92L167 91ZM208 90V91H209ZM15 91V92H14ZM31 91H32V93H31ZM81 91H82V93H81ZM85 91V92H84ZM116 91H118V90H116ZM124 91V92H123ZM133 91V92H132ZM150 91V92H149ZM171 91H172V93H171ZM217 91V92H216ZM236 91H238V89L236 90ZM5 92V93H4ZM44 93L42 96H41V94L42 93ZM58 92H60V93H58ZM114 92H115V90H114ZM141 92V93H140ZM184 92H185V90H184ZM40 93V94H39ZM70 94V95H67V94ZM72 93V94H71ZM80 93V94H79ZM86 93V94H85ZM120 93V94H121ZM134 93H136V94H134ZM214 93V94H215ZM35 94V95H34ZM40 95L39 97H35V96H38V95ZM48 94V95H47ZM63 94V95H62ZM75 94V95H74ZM78 94V95H77ZM83 95V97H82V95ZM99 94V95H98ZM112 94V95H111ZM116 94H118V95H114L113 97L116 99V97L117 96H119V93L118 92H116ZM177 94H178V92H177ZM184 94H186V92L184 93ZM34 95V96H33ZM48 97H47V96ZM74 95V96H73ZM85 95H86V97L88 96V98L86 99V97H85ZM97 95V96H96ZM211 95H213V93H211ZM3 96L7 99V100H5V98H3ZM29 96V97H28ZM45 96V97H44ZM64 96V97H63ZM66 96V97H65ZM67 96H68V98H67ZM43 97V98H42ZM51 99H50V98ZM70 97V98H69ZM74 97V98H73ZM75 97H77V98H75ZM113 97L111 98V99H113ZM160 97V98H159ZM164 97V96H163ZM213 97H217V95H213L212 97H210L209 99H208V104L211 102V104L209 105L210 106V109H209V107H208V110L209 111H211V113H210V116H211V114L214 116V123H216L217 122V120H218V117L216 118L215 116L217 115V113H218V115L220 114V115H222L221 114V111L222 110H224V107H223V105L219 108L218 107V104H221L220 102H221V99L219 98V97H217L218 99H220L219 100V103L217 104V98H213ZM81 98V99H80ZM90 98V99H89ZM166 98V99H167ZM212 98H213V100H212ZM4 99V100H3ZM32 99H35V100H32ZM36 99H39V100H36ZM44 99V100H43ZM49 99V100H48ZM110 99V100H111ZM149 99V100H148ZM150 99H151V101H150ZM164 99V98H163ZM215 99H216V101H215ZM41 100V101H40ZM43 100V101H42ZM68 100H69V102H68ZM75 100V101H74ZM82 100V101H83ZM123 100V101H122ZM126 100V101H125ZM143 100H145V101H143ZM8 101V102H7ZM67 101V102H66ZM85 101H83V103L85 102ZM113 101V100H112ZM111 101V102H112ZM115 101V100H114ZM149 101V102H148ZM1 102H3V103H1ZM66 102V103H65ZM79 102V103H78ZM87 102V101H86ZM134 102H135V104H134ZM139 102H142V103H140V104H138ZM150 102H152V105L150 104ZM82 103V104H83ZM115 103H114V105H115ZM143 103H145V104H147V105H145V104H143ZM214 103V104H213ZM216 103V104H215ZM12 104V105H11ZM64 104H65V106H64ZM74 104V103H73ZM72 104V105H73ZM76 104H74V105H76ZM141 105V104H143V106H139V108L140 107H142V109H144L143 111L145 112V109L147 110L146 112H148V116H146V118L145 119H143V121L142 122H144L145 120V122H147V123H149L148 121L150 120L149 118H151V120H150V123H152V124H148V125H145V126H143V123L142 122H140V120H142V118H140L139 116H140V112H141V110H140V112H135V111H137V109L136 108H133L134 107V105H136L135 107H137L138 105ZM24 105H27V101L25 102V104ZM23 105V106H24ZM72 105H70V106H72ZM213 105H215V108H214V106ZM14 106V107H13ZM17 106V107H16ZM124 106V107H123ZM217 106V107H216ZM63 107H61V108H63ZM145 107V108H144ZM18 108V109H17ZM27 108H28V111H29V115L31 114V116H27V117H24V115L26 116L27 114H28V112H27ZM31 108H33L32 110H31ZM114 109H116L115 108V106L113 107ZM132 108H133V110H132ZM58 109V110H57ZM135 109V110H134ZM212 109H213V112H212ZM257 109L258 108H255L254 110H253V115L252 116H256L255 117V119H258L259 118V116H260V118H263V116H264V112H262L261 110H263V109H260V111H259V109H258V111H257ZM16 110L18 111V112H20V113H18V112H16ZM23 110V111H22ZM48 110V111H47ZM53 110V111H52ZM61 110V109H60ZM118 110H119V108H118ZM33 111V112H32ZM114 111V110H113ZM142 111V112H143ZM23 112V113H22ZM43 112H45V113H47V115L45 114V113H43ZM132 112H133V114L135 115H131L132 114ZM156 112H159L158 113V116H157V114H156ZM27 113V114H26ZM136 113H140V114H136ZM261 113V114H260ZM22 114H23V116H22ZM44 115V117H43V115ZM122 114V116H124L123 114H127V113H121ZM154 114H156V115H154ZM20 115V116H19ZM42 115V116H41ZM45 115L47 116V117H45ZM139 115V116H138ZM154 115V116H153ZM217 115V116H218ZM19 116V117H18ZM132 116V117H131ZM134 116V117H133ZM137 116V117H136ZM142 116H145V114L143 115L142 114ZM156 116V117H155ZM212 116V117H213ZM23 117V118H22ZM163 117V116H162ZM221 117V116H220ZM21 118V119H20ZM223 116H222V120L221 119H219L220 121H218V123H219V125H220V123L222 122L223 123V125L225 126V122H224V120H223ZM259 118V119H260ZM25 119V120H24ZM44 119V120H43ZM123 119V120H122ZM139 119V120H138ZM152 119H154V121H157V123L155 122H153V120ZM156 119V120H155ZM162 119V118H161ZM217 119V120H216ZM22 120H24V121H22ZM41 120H43V121H41ZM114 120L112 121V123H114ZM138 120V121H137ZM148 120V121H147ZM235 119H233L232 121H234ZM238 120V119H237ZM237 120H235V122H232L233 123V128H234V130H233V128H231V130H233V134H246L247 135V133L249 132L250 133V135H251V139L249 138V137H247V136H250V135H243L245 138L242 140V135H240V136H242L241 138H239V139H241V141H244V140H246V141H244V142H253V143H257V144H259V140H256V138L260 135V136H263L264 137V133H261V131H260V129L259 128H257V127H250V126H248L246 123H241L242 121H240V122H238ZM6 121V122H5ZM16 121H19V122H16ZM22 121V123L23 122H25V123H23L24 125H22V123H21V125H22V127L20 128V129H22V131L19 129V128H17L16 126H19L20 127V122ZM128 121H130V122H128ZM163 121V120H162ZM161 121V122H162ZM42 122V123H41ZM44 122V123H43ZM80 122H82V121H80ZM79 122V123H80ZM137 122V123H136ZM144 122V123H145ZM198 122H199V120H198ZM49 123V122H48ZM118 123H116V126L118 125ZM133 123H130V124H133ZM140 123H142V126L143 127H145L144 129H143V127L142 126H140V129L139 128H137L136 127V124H139V125H141ZM200 123H202V122H199V123H197V124H200ZM222 123H221V125H222ZM240 123V124H239ZM8 124H9V126H8ZM16 124H18V125H16ZM39 124H41V125H39ZM82 124V123H81ZM81 124H78L77 126H79V125H81ZM85 124V123H84ZM128 126H127V125ZM146 124V123H145ZM156 124H158V127H156ZM241 124H243L244 126H245V124H246V128L248 129V127H250L249 128V130H247L246 128H244V126H242ZM119 125H118V127L116 128V129H118L119 128ZM161 125H162V123H161ZM221 125H220V127H221ZM236 125V126H235ZM13 126V127H12ZM15 126V127H14ZM25 126V127H24ZM115 126V125H114ZM114 126H112V124H111V129H113L114 128ZM160 126V127H159ZM235 126V127H234ZM238 126H239V128H238ZM11 127V128H10ZM38 127V128H37ZM82 127H83V125H82ZM113 127V128H112ZM121 127V126H120ZM142 127V128H141ZM219 127V128H220ZM242 127L244 128V130L246 129V131H248V132H246V131H244V130H240V128L242 129ZM78 128V127H77ZM84 128V127H83ZM123 129H124V127H122ZM134 128V129H135ZM33 129H36L35 131L33 130ZM116 129H114L113 131H115ZM126 129V128H125ZM154 129V130H153ZM198 129V131H199V133H200V128L199 127H197V128H194V130H197ZM250 129H252V130H250ZM16 130V131H15ZM21 131V135L19 136V134H20V132L19 131ZM27 130H30V131H28V133L26 132ZM80 129L78 128V131H79ZM81 130H83L82 128H81ZM128 130H126V131H128ZM129 130V131H130ZM194 130H193V132H191V136L193 135V137H198L199 136V133L197 134V133H195L194 132ZM230 130V131H231ZM117 131V130H116ZM129 131L127 132L128 134H129ZM259 131V132H258ZM15 132H17V133H15ZM147 132H149L150 134H152V132H151V130H147L146 131V135H143V134H140L141 136L140 137H138V139H137V136L139 135L138 133H137V135H136V133H135V135L133 134V132L131 133V131H130V133L132 134V135H129V136H135L136 137V140H139L140 139V142H141V138L143 139V136H144V140H146V138L148 137V136H150V134L149 135H147ZM232 132V131H231ZM236 132V133H235ZM245 132V133H244ZM19 133V134H18ZM23 133V134H22ZM26 133V134H25ZM116 133V132H115ZM201 133H202V131H201ZM253 133V134H252ZM258 133V134H257ZM261 133V134H260ZM15 134H16V136H15ZM18 134V135H17ZM25 134V135H24ZM263 134V135H262ZM196 135H198V136H196ZM28 137V139H27V137ZM254 136V137H253ZM259 136V137H260ZM5 137V138H4ZM14 137H16V139H13ZM25 137V138H24ZM135 137H134V139H135ZM20 138V139H19ZM249 138V139H248ZM255 138V139H254ZM5 139V140H4ZM12 139V140H11ZM18 139V140H17ZM127 139H128V137H127ZM129 139L131 140V139H133V137L132 138H130L129 137ZM128 139V140H129ZM133 139V140H134ZM248 139V140H247ZM11 140V141H10ZM17 142H16V141ZM253 140V141H252ZM256 140V141H255ZM16 142V143H14V142ZM31 141V140H30ZM258 141V142H257ZM10 142H12V143H10ZM134 141H128L127 142V144L129 145H131L132 143H133ZM14 143V144H13ZM31 143V142H30ZM255 143V144H256ZM9 144V145H8ZM3 145H4V147H3ZM27 145V146H26ZM129 145V146H130ZM260 145V144H259ZM25 146V147H24ZM30 146H31V144H30ZM257 146V145H256ZM27 149H31L30 151L29 150H27ZM0 152H3V150H0ZM3 152V153H4ZM28 152V153H27ZM29 152H31L30 154H29ZM6 153V152H5ZM2 154V153H1ZM32 154L34 155L33 157H32ZM4 155V154H3ZM37 157V158H36ZM33 158V159H32ZM262 159H263V157H261ZM260 158V159H261ZM264 161V160H263ZM262 161V162H263ZM263 164V163H262ZM28 165H30L29 163H28ZM32 166H33V164H31ZM42 168H44V169H46V167L47 168H49L47 165H40ZM40 166H38V167H40ZM34 167H36V166H34ZM262 168H264V167H261L260 169H258L259 170V174H261V177H262V172L264 171V169H262ZM263 174H264V172H263ZM264 176V175H263ZM224 180V179H223ZM261 180H264V177H262V179ZM260 180V181H261ZM227 181V180H226ZM224 183H226L225 182V180L223 181ZM263 181H261V183H262ZM207 183V182H206ZM206 183H205V185H206ZM263 185L262 186H264V182L262 183ZM202 185H204V183H202ZM201 185V186H202ZM205 185H204V187H205ZM208 185V184H207ZM206 185V186H207ZM207 188H209V186H207ZM206 188V190L208 191V189ZM204 190H205V188H204ZM205 190V191H206ZM263 191H264V187H263V189H262ZM263 194H264V192H263ZM113 195H115V194H108V196H107V198L109 199V198H112L110 201H112L111 203L112 204H114V206H117V208H119V206L120 205H117L116 204V198L117 197H115V199H114V197H113ZM112 196V197H111ZM96 197H98L99 198V196L97 195ZM95 198V197H94ZM97 198V199H98ZM96 198H95V200H97ZM115 200V201H114ZM98 201H100L99 199L97 200V202ZM109 201V202H110ZM110 203V204H111ZM112 204H111V207L113 208V212L115 211V215H114V217L112 216V214L113 213H111V214H109V212H111L112 210V208L110 207L109 209L110 210H108V214H109V216H107L109 219H106V221H108V222H104L103 223V225H101L102 224V222H101V224H99L100 222H98V225L100 226H106V225H104V224H106L107 223V225H109V220H111L110 221V224H111V222H113L114 220L113 219H115V217H116V219H118L119 217V215L118 214H116V213H118V210H117V208L116 207H114V206H112ZM116 204V205H115ZM119 204V203H118ZM97 208L98 210L99 209H101V208H99L100 206H98V204H97V206L95 205L94 206V208ZM115 208V209H114ZM121 208H122V210H125V208L123 209V206H120V211H121ZM138 207H136V211L137 212H135V213H137L138 214V212L139 213H146V215L145 214H143V216L145 215V216H147V214H148V212L149 211H143V209H144V207H139L138 209H137ZM141 208V209H140ZM143 208V209H142ZM167 209H168V212L166 213V211H167ZM102 210V209H101ZM135 210V209H134ZM141 210V211H140ZM144 210H146V209H144ZM150 210V209H149ZM117 211V212H116ZM143 211V212H142ZM160 211H162V212H160ZM170 211V212H169ZM152 210H150V212H149V214H148V218H146L145 216L144 217H142V214H141V216H139V217H142V218H145V224H144V222L142 223V221H144L143 219H142V221H140V223L141 224H143L142 226L144 227V229H143V227H141V224H139V230H140V227H141V231H144L142 234H143V236H144V233L147 231V234L149 233V227L148 226H150L151 224V226L152 227H154L155 229H156V227L154 226V224L153 223H155V225L157 226V229H159L160 227L162 228V226H163V228L162 229H164V230H162L161 229V232L162 231H165V232H168V233H170V236H168V235H166V237H164L163 236V238L161 237L162 236V234L160 235H158L157 236V239H156V241L158 240V242H160L159 240H161L162 241V239H164V238H166L165 240L167 241L168 239H169V237L171 238L172 236H174V233L176 232V233H178V234H176L174 237H172V239L170 240V241H177L176 242V244H175V242H170V241H167L170 245L172 244L173 245V243L175 244V245H179L181 248H186L188 245L190 246L191 245V243H192V241H193V239H192V237L194 238V241H193V243H194V245H191V247L192 246H199V245H201L200 243H201V241H203L204 239L206 240V241H208L209 243L207 244V242H205V240L203 241V242H205V244H207V245H209V246H213V247H211L212 249H215L216 251H217V256H216V258L218 257V258H221V260L219 259V260H217L216 261V264H229V263H231V264H246V263H248L249 262V264H262V263H264V252H262V251H264V241H261V240H264V238L262 237V233H263V226L262 225H260L259 224V226L258 225H254V226H251V228H253V227H255V230L257 231V235H258V232L260 231V237L258 238H256L253 242H249L248 240H250V236L248 237V235H247V237L249 238L248 240H246L244 237H242L243 235L244 236H246L245 235V233L246 234H249V233H247V231H249L248 229H250V228H248L247 226H246V228H248L247 229V231L245 230V233H243V231H242V233H243V235H242V233L240 232V234L242 235H239L240 236V238H242V240H240V242L241 243H239V241L237 242V240L238 239H240V238H235L236 236H232V237H228V236H226L225 234L224 235H222L221 236V233H219V232H221V230L218 232L217 231V229H216V231L214 230V228H211V229H213L212 231H211V229H209V228H206L205 229V231H204V234H202L203 232L202 231H200L201 232V234H199V232H196V231H199V230H201L202 228H205V227H207V226H204L205 225V223L203 224V222H205V221H203L202 222V220L203 219H205L204 217H203V215H201V216H199L198 214V219H197V217H196V214L195 215H188V216H183V217H181L182 219L180 220L179 218L177 219V218H174V213H172L171 212V210H170V208L169 207H163V208H161L160 210H159V212H157L158 214H160V215H158V214H156V212H152ZM120 213V212H119ZM165 213V214H164ZM151 214H153L152 216L154 217H157L156 219L158 220H156L155 219V217L154 218H152V216H151ZM155 214V215H154ZM161 214H162V217H163V214H164V218H162L161 217ZM200 214H202V213H200ZM157 215V216H156ZM172 215H173V218H171L172 217ZM205 215V214H204ZM207 215V214H206ZM166 216V217H165ZM170 216V217H169ZM113 217V218H112ZM150 217V218H149ZM168 217V218H167ZM175 217H176V215H175ZM178 217V216H177ZM205 217H207L208 218V215L207 216H205ZM85 218H87V217H85ZM112 218V219H111ZM169 218H171V220L169 219ZM96 219H98V218H96ZM94 217H93V223H95L96 225H97V222H95V220H96ZM103 220L105 219V218H102ZM101 218H99L98 219V221L99 220H102ZM146 219H147V221H146ZM159 219H164V220H160V222H159ZM173 219H177V220H173ZM83 220H85L84 218H83ZM87 220V219H86ZM85 220V221H86ZM102 220V221H103ZM149 220H156L155 222L153 221V223H152V221H149ZM167 220V223L165 222ZM178 220H180L181 222H179ZM200 220H201V222H200ZM206 220V219H205ZM97 221V220H96ZM105 221V220H104ZM148 221H149V223H148ZM170 221H172L173 223H171ZM194 221V222H193ZM90 222V219L88 218V220L86 221V223H89ZM92 222H90L89 224H88V227H87V229H90V230H85V233L87 234V232H88V234H87V236H88V238L90 239V238H92V237H94L96 234H94L93 232H95V233H97L98 235L100 234L99 233V231L100 230H98V228H100V227H97V229L94 227L95 225H92L93 223ZM147 222V223H146ZM158 224H157V223ZM168 222H170V223H168ZM178 222V223H177ZM185 222V223H184ZM192 222V223H191ZM86 223H84V225H85V229H86ZM151 223V224H150ZM162 223V224H161ZM175 223V224H174ZM69 223H67V225H68ZM73 224V225H72ZM148 224V225H147ZM180 224V225H179ZM192 224V226L193 227H195V228H193L192 226L190 227V225ZM198 224H199V226H201L200 224H203L201 227H199L198 228ZM77 225V226H76ZM162 225V226H161ZM168 225V226H167ZM188 225V226H187ZM197 225V226H196ZM69 226V228H71L72 230H75L76 228H78L79 227V225L77 224V223H71V225L69 224L68 225ZM89 226H91V227H89ZM159 226V227H158ZM176 226L177 227H179V228H177L176 229ZM261 226V227H260ZM108 227V226H107ZM165 227V228H164ZM167 227H169V228H171L172 229V227H173V229L171 230V229H169V228H167ZM175 227V228H174ZM184 227V228H183ZM257 227V228H256ZM259 227V228H258ZM92 228V229H91ZM148 228V229H147ZM182 228V229H181ZM190 228V229H189ZM242 228V227H241ZM240 228V229H241ZM246 228H244V229H246ZM261 228V229H260ZM103 231H105L106 229H108V228H106L105 227V229H104V227L103 228H101ZM156 229V230H157ZM191 229H193L191 232L189 231V230H191ZM207 229H209L210 230V232L207 230ZM240 229H238L237 228V230H239L240 231ZM243 229V230H244ZM263 229V230H262ZM94 230H98L97 232L96 231H94ZM175 230V231H174ZM186 230H187V232H186ZM242 230V229H241ZM254 230V229H253ZM140 231V232H141ZM171 231H172V233H171ZM178 231V232H177ZM183 231V233H182V236L181 235H179V232H182ZM185 231V232H184ZM206 231H208L207 233H205ZM251 231V230H250ZM93 234H92V233ZM159 232V231H158ZM196 232V233H195ZM211 232H216L215 234H211ZM2 233V235L4 236V238L2 239V241L3 242H7V243H16L17 241L14 239V238H11L9 235L7 236V234H4V231H2L1 232ZM160 233V232H159ZM211 234V235H206V234ZM219 233V234H218ZM255 233V232H254ZM85 234V235H86ZM90 234H92V235H90ZM141 234V233H140ZM147 234H145V236L144 237H146V235ZM150 234V233H149ZM173 234V235H172ZM181 234V233H180ZM183 234H185L184 236H188V239H192V241H190V240H188V239H186V240H188V242H186V240H184L185 238H187V236L186 237H184L183 236ZM198 234V235H197ZM217 234V235H216ZM255 234V235H256ZM84 235V236H85ZM94 235V236H93ZM96 236V238H92V239H88L87 237H84V239H86V241L88 240V242H86L85 240H83V239H81L85 244L83 245V243H82V241L80 242H78V245L79 244H81V247H79V246H77V248H75L74 249V252H73V256H72V254H65V251H66V253H68V251L70 250H68V247L70 246H72L73 244H74V242H70V240H68L69 241V243L70 244H72V245H70V244H67V241H66V247H67V249H66V247H65V251L64 252H62L63 254H65V255H63L64 257L66 256H68L66 259L68 260V259H70L69 257H71V260H69V261H71V262H69V261H65V264H81L82 262H84V263H87L88 261V263H92L93 264V261L91 262V260H89V259H87V258H89V256H91V255H93V254H91V253H94L95 254V252L93 251V248L92 249H90L89 248V250H88V247L89 246H92V247H95L96 249H97V244L95 243V242H93L95 239H97V237L99 238L100 237V235L99 236ZM200 235V236H199ZM220 235V236H219ZM232 235V234H231ZM254 235V234H253ZM263 235H264V233H263ZM181 236V238H179ZM192 236V237H191ZM198 236V237H197ZM207 236V237H206ZM209 236H212V237H209ZM215 236V237H214ZM230 236V235H229ZM141 237V236H140ZM189 237H191V238H189ZM205 237V238H204ZM217 238V239H213V240H217V241H213V240H211V238ZM224 237V238H223ZM246 237V238H247ZM101 238V237H100ZM100 238L98 239V241L97 240H95V241H97V242H99V240H100ZM148 238V237H147ZM147 238H144V240H143V238H142V241H146V239ZM178 238H179V240H178ZM198 238H201V239H198ZM231 238V239H230ZM235 238V239H234ZM252 238H254V237H252ZM149 239V238H148ZM147 239V240H148ZM175 239V240H174ZM180 239H182V241L184 242H186V243H183L182 241V243H180ZM203 239V240H202ZM208 239V240H207ZM218 239H220V241L218 240ZM224 239V240H223ZM93 240V241H92ZM200 240V241H199ZM211 242H210V241ZM231 240V241H230ZM234 240V241H233ZM141 241V242H142ZM150 241H152L151 240V238H150V240L148 241V242H150ZM155 241V240H154ZM156 241L155 242H153L154 244H148V245H150V247L151 248H154V250H155V252L157 251L158 253H156V254H158V255H156L155 256V258L153 257V258H147V256H143V257H141V259L143 258V259H145V261H147V262H143V264H159V262H160V264H164V262H163V259L165 258V254H166V251H164L165 250V245H166V249H167V247L168 246H170V245H168L167 244V242H165L164 240V242L165 243H162V242H160V244H158V243H156ZM191 243H190V242ZM221 241L222 242H227V243H225L226 245V247L224 248V246H221ZM230 241V242H229ZM252 241V240H251ZM258 241V242H257ZM263 242V243H261V242ZM93 242V243H92ZM103 242H105V241H103ZM152 242H150V243H152ZM196 242H199V243H196ZM202 242V243H203ZM218 242V243H217ZM232 242V243H231ZM94 243L96 244V246H94ZM107 243V242H106ZM192 243V244H193ZM213 243H217V245H220L221 247H223V248H220L219 246H216V245H212ZM234 243H236V244H234ZM243 243V244H242ZM250 243V244H249ZM252 243H253V245H252ZM254 243H255V245L256 246H254ZM17 244V243H16ZM32 243H30L29 245H31ZM65 244V243H64ZM77 244V243H76ZM89 246H88V245ZM105 244V243H104ZM161 245L164 249H162V247H160V246H158V245ZM180 244H183V245H180ZM185 244H188V245H185ZM197 244V245H196ZM223 245H224V243H222ZM261 244V245H260ZM23 245V246H22ZM27 244H25L24 242L23 243H21V246L22 247H24L25 248V246H26ZM32 245H34V244H32ZM86 245V246H85ZM164 245V246H163ZM168 245V246H167ZM184 245L186 246V247H184ZM203 245H204V243H203ZM203 245L201 246V247H203ZM231 247H230V246ZM235 245V246H234ZM240 245V246H239ZM84 246L86 247V249H87V251L90 253L91 251H93V252H91L90 254H86L87 253V251H85V253H84V250L83 251H81L82 250V247H83V249H85L84 248ZM88 246V247H87ZM178 246V247H179ZM206 246V245H205ZM205 246L203 247V248H205ZM228 246H229V248H228ZM243 246V247H242ZM261 246V247H260ZM28 247V246H27ZM69 247V248H70ZM78 247H79V249H80V251H79V249H78ZM201 247L199 246V247H196V248H194V247H192V249H194V250H196V251H193L192 250V252L190 251V252H184V253H186L185 255L189 258V259H187V257L185 256H183V257H181L182 255H183V253H181L182 255H180V257L178 258V256L176 257V258H178L177 260H176V258L174 257V256H172L171 258H170V260L171 259H173V257L175 258V259H173L174 261H175V264H177L178 263V261H179V263L178 264H189V263H191V264H196V260H195V262L194 261H192V258H193V260H194V258H196L198 255H199V253H198V251H200L201 250ZM217 247L220 249V251H221V253L222 252H225V253H223L222 255L220 254L219 255V250H217ZM256 247H257V250H256ZM64 248V246L62 247V249ZM155 248H157V249H161L160 250V252H159V250H156ZM200 248V249H199ZM208 248V247H207ZM233 248V249H232ZM251 248V249H250ZM198 249V250H197ZM226 249H228L227 251L224 250ZM230 249H232V250H230ZM240 250V253H238V251ZM242 249V250H241ZM263 249V250H262ZM68 250V251H67ZM76 250H78V254L76 253ZM229 250H230V252H232V253H230L229 254ZM237 252H236V251ZM245 250V251H244ZM261 250V251H260ZM163 251L165 252V253H163ZM256 251H258V252H256ZM79 252H83V254L81 253H79ZM198 253V254H196L197 256L195 257V256H193V254L195 255V253ZM234 252V253H233ZM243 252V253H242ZM246 252H247V254H246ZM261 252H262V254L263 255H258V254H261ZM70 253V252H69ZM161 253V254H160ZM163 253V254H162ZM236 253V254H235ZM242 253V255L243 256H245V257H242L240 254ZM258 253V254H257ZM74 254H75V256H74ZM84 254H86V255H89V256H86V260L84 261H80L79 262V260L78 259H80V260H82L83 258H80V256L81 257H83L84 256ZM227 254V255H226ZM62 255V254H61ZM59 256V258H57L58 259V261H56L58 264H63L64 263V257L63 256ZM70 255V256H69ZM78 255V256H77ZM229 255V256H228ZM238 255V256H237ZM256 255V257L258 258H254V256ZM193 256V257H192ZM200 256V255H199ZM197 257V258H200V257ZM226 256H228V257H226ZM235 256H237V257H235ZM247 256H249V257H247ZM263 256V257H262ZM63 257V258H62ZM76 257L77 259H74V258ZM79 257V258H78ZM164 257V258H163ZM192 257V258H191ZM233 257V258H232ZM239 257V258H238ZM260 257V258H259ZM61 258V260H59ZM226 258V259H225ZM234 258H235V260H234ZM242 258V259H241ZM244 258V259H243ZM253 258V259H252ZM262 258V259H261ZM53 259H55L56 260V258H53ZM65 259V260H66ZM73 259V260H72ZM97 258H95V260H96ZM158 259V260H157ZM162 259V260H161ZM181 259V260H180ZM183 259H187L186 261H184ZM232 259L234 260L233 262H230V261H232ZM75 260H78V263H76L75 262ZM88 260V261H87ZM153 260V261H152ZM156 260V261H155ZM213 260H215V259H213ZM237 260V261H236ZM244 260V261H243ZM250 260V261H249ZM63 262V263H60V262ZM73 261V262H72ZM142 261V260H141ZM152 261V262H151ZM156 263H155V262ZM159 261V262H158ZM162 261V262H161ZM164 261H165V259H164ZM181 261V262H180ZM184 261V262H183ZM222 261V262H221ZM224 261H228L229 263H227V262H225V263H223ZM245 261H246V263H245ZM251 261H253L252 263H250ZM255 261V262H254ZM258 261V262H257ZM55 262V261H54ZM52 263V264H56V263ZM67 262V263H66ZM95 262V261H94ZM97 262V261H96ZM154 262V263H153ZM187 262V263H186ZM189 262V263H188ZM241 262H243V263H241ZM262 262V263H261ZM83 263V264H84ZM169 263V262H168ZM171 263V262H170ZM169 263V264H170ZM96 264V263H95ZM97 264H98V262H97ZM141 264V263H140ZM211 264H213V263H211ZM215 264V263H214Z\"/></svg>",
    "mask_w": 264,
    "mask_h": 264
}]
</instances>
